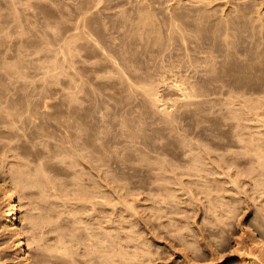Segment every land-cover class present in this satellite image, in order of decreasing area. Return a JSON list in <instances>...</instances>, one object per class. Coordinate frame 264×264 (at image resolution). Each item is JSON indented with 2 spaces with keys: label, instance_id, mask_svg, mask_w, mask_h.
<instances>
[{
  "label": "bare ground",
  "instance_id": "1",
  "mask_svg": "<svg viewBox=\"0 0 264 264\" xmlns=\"http://www.w3.org/2000/svg\"><path fill=\"white\" fill-rule=\"evenodd\" d=\"M89 1H91V0H89ZM169 1L170 0H168L167 3H169ZM178 1H181V0L176 1L177 6L174 4V2H173V4L175 5L176 9L178 6H180V7H178L179 9L177 11H176L175 7L173 10L170 9L173 11L174 14L171 11H169L170 14L172 13L173 15L167 14V16H168L167 18H169V19L164 18V19H166L165 22L167 20H170V21L166 22L168 24L169 28L167 27V25H165L166 24L165 23L164 24L165 26H163V29L158 27V29H159L158 30L157 29L158 25L156 26V25H153V23H152V21L154 19L156 20V16L154 19H151L150 18L151 16L149 18H147L150 14L146 15L143 12V15H146L147 16L146 18L148 19V20L143 19L144 22L141 24V26L144 24L143 28L141 29L140 25H136V23L137 24H140V23L135 21L136 23L133 22L136 25V26H134V28L137 26H138L137 28H139V26H140L139 31H137V29H135L136 31L132 30V33H131L130 29H128V31H127V35H130V33L132 34V35H130V37L134 35L133 36L135 38V39L133 38L134 41L132 39H130L129 36L127 37L126 32H125L124 35H126L127 39L129 38V40L126 42L124 40H122V41H124V43H127L128 45H130V46H128L127 44H125L126 47L128 46L131 48L132 44H133V47L135 46L136 53H134L135 51L133 53H131V51L129 50V52L131 53V54H129L128 49H130V48H128V47L124 48L125 47L124 44L123 45L120 44L121 48H119V49H122L123 46H124L123 48L125 50L127 49V51H125V50H124V52L122 50L121 51L123 54L125 53L124 54L125 57L127 55L131 56V59L129 58V61L131 60L132 64H130V62L127 61L128 57H126L127 60L124 61L125 60L124 59L125 57H123L124 55L121 54L120 50H119L120 53L117 50V53H119V54H116V53L115 54H116V56L117 55L120 56V58L117 56L119 58L117 60L118 61L117 63L122 64L123 66H124V64L125 65L127 64L123 68H122V65L121 66L119 65L121 68L120 69L118 67V64L116 63V61L111 59L110 56L112 54L111 55L108 54L109 56L104 57V55L106 56L107 53L104 51V49L99 50L101 47V45H100L101 43L98 44V50H99V52L101 51V53H102L101 56L103 57V59H101L102 57L96 58V56L98 57V54H97L98 51H96L97 52V53L95 52L96 53V56H95L96 59L93 57L94 61H90V62H93V64L95 66L97 65L99 67V65L97 64L99 62H97V61H99L101 59L100 63L102 61L103 66L105 68L108 69V67L112 66L116 70L119 69L117 71L119 73H114V69L112 68L113 69L112 70L110 67L109 70L110 69L111 70L110 71L107 70V72H110V73H108V75L106 74L105 68H104L105 71H104V69L101 70L102 68H100V70L102 72V74H101L99 72L100 70L97 68L95 69V66L92 65V68L94 67V69L97 70V71H94V72H96V73H94V77H96L95 74L100 73V74H97L98 79H96L92 76L93 72L90 75V73H91L90 72L91 71L90 65L92 63H90L89 61H87L88 62L87 63L85 61V64L89 65V66L88 65H86V66H88L87 69H90V71L88 74L86 73L85 76H83V77H86V75L88 77L92 76V77H90V79L91 80L94 79L98 83L100 80L101 81L100 84L102 87L104 86L103 83L106 84V82L107 83L110 82V81H106V80H109L108 78L111 77V73H114V76H115V74L118 76L120 74V70H121V73L123 74V70H125V68H126V72H128V73H126L127 77H125L126 76V75H124L125 73L123 75H119L118 77L115 76L116 78L119 79V81L118 80L117 81L119 82L120 86L116 82L115 83L118 87H122L121 85L125 84L126 88H125V86H123V87L126 90H124L122 88L123 91L127 92L129 90L128 92H130V90H131V94H132V90L134 88H135V90L139 89L138 91L141 92L139 95V97L141 98V102H139V103L142 106L143 111L145 109H147V107H145V106H148V105H150L149 108H151V109L154 108L155 110H158V108L163 105L164 102L163 103L161 102L162 104L160 106V101L163 97L162 98L160 97L162 91L158 92V91H160V90H158V87L163 88V86L161 87V84L164 85L165 83H167V81H165V80H167V79L169 80V78L172 77L173 75H176L175 76L176 78L174 77V79L178 78L177 74H179V73L181 74L180 71L178 73V70L182 69V66L184 65V64L182 65V63H184L183 60H186L185 65H187V60L188 61L191 60L193 62V64H190L191 61L188 62L189 65H187V66L184 65L185 67L183 66L184 67L183 69L187 68L189 71V70H191V68L189 69V66L191 67L192 65H196L195 70L199 67V69L201 68L203 73L205 72L203 74V76H206V77L205 78L202 77L203 79L201 78L202 79L201 81L202 82L206 81L207 83H209L208 84L209 86L207 88L205 86H203L201 81H198V80H196V82H194V80L192 81V79H195L194 77L196 76L194 73H193L194 75H192V72L190 74L189 72H184V70H181V71H183V73L185 75V77H184V75L183 76L181 75V82L180 83H182V84L178 85L180 83H178L177 81H179L180 78H178L179 80H176L174 82L178 83V84L176 83L178 88L175 90H178L177 92H180L182 97L180 96L181 98L179 100H177L178 99L177 97L179 96L177 94L178 96L176 95V98H175L176 100L175 99L171 100L172 101L171 104H174L173 105L174 108L176 106L179 109H183V111L187 110L186 112H188V110H191L193 113L194 122L196 124L202 126V127L208 128L211 131L210 136H204V135L202 136V134H198V133H194V132H193V134L190 135L189 133L182 132V130L178 131V129H177V131H174L175 128H173V127H174V123H176L174 121H178L177 119L179 117L178 118L175 117L176 115L173 114L174 112L173 113L169 112L167 109H170V108H166L167 105L166 106L164 105L165 107L162 106L164 108V110H166V111H163L162 110L163 108H160L161 109L160 111H162L161 112L162 114L159 111H157L155 114L154 109H153L154 110L153 111V110H150L148 108L149 113L151 111H153V113L151 112L152 113V115H151V113L147 114L146 110L144 112L143 111L141 112V110H140L141 108L139 109V107H137L136 103L132 104L133 103L132 99H130V102H132V103L128 102L129 101L128 99L132 98L133 97L132 95H135V94H132V95L129 94L128 95L129 98L126 96L128 98L127 99L126 97H124L127 93L126 92H125V94H124V92L121 93V90H122L121 88L116 87V89L117 88L119 89L118 90L119 92H117V90L115 89V90H113V93H112L111 90H110V92H108L109 88H107L108 85H106V87H103V89L107 88L108 89L107 92H106V90H103L102 87L100 88L101 89L100 91H102V94H100V91L97 89L96 92H99V93L95 92L96 95L100 94L103 96L106 93V96L104 95L105 98L108 96L107 94H110V95L112 94L113 96L117 94L118 97L116 96V97H114V99L117 98L116 100L121 101L120 102L121 104H122V100H123V102H124V100H128V101H126L128 103H126V104L123 103V106L125 104L126 109H127L126 111H124L125 113L126 112L131 113V111L134 110V108H135L137 110V112L133 111L134 114L135 113L137 114L138 112H140V115L143 117L145 115V114L143 115V113H146L149 116L151 115L150 118H149V116L145 115V117H147L149 119H152L151 118L152 116H156L158 112H159V115H161L162 117L165 116L164 117L165 119H163L161 116L158 115V119H159V117H161L164 120V121L162 120L164 122L163 123L160 121L161 119H159V121L161 122L159 124L162 128H160L158 126L160 128L159 129L156 126L158 121H156L157 122L156 124L154 122L156 128H158L159 130L156 133L155 137L153 138V141H150V143H148V145L150 144V147H148V145H147V147L143 146L145 144L144 141H142L143 144H142V142L140 144L135 143L136 137L139 138L138 135H140V133L143 129V128L141 130L139 128L137 129L135 126L137 125L140 128L143 127L140 123H142L144 121H143L142 117L140 119L139 118L140 116L139 117H138V115L134 116L133 113H131L130 114L131 117H129V118L132 119L133 116H134L133 118L138 117V118H136V120L138 119V122L139 121L140 122L138 124V122L137 123L135 122L136 120L135 121L133 120V122L136 123L135 126L132 125L135 130H132V131H131V129L128 130L129 126L127 124L128 123L131 124V122H128V120H127V117H128L127 115H129V114H126L125 116L123 115L124 114L123 110L125 109V107H123L122 105L121 106H122V113L123 114L121 113V116L122 115L124 116V117L122 116L124 118V120L126 117V121H125L126 123L124 122V120L122 118L123 124L118 125V123H120V122L122 123V120L120 121L121 116H119L114 111L116 108L114 110L112 109L113 107H116V105L112 106V105H114V104H112L111 105L112 107L109 105L110 104L109 101L111 102L112 101L111 98H113L112 95H111L112 97L110 95L107 97V99H109L107 102L104 101L105 98L102 96H99L101 98L96 96V97H98L97 99H101V100H97V99L96 100L98 102L97 103L98 106H101L102 108L104 107V109H105V107L107 108V109H105L106 110L105 111L104 109H102L100 107L103 110V112L104 111L107 112V115L109 114V116H110L111 113L115 112L114 114L117 115L118 120H115L117 118L114 114H111L112 118H110L111 117L110 116L109 117L110 119H107V120H109L111 122V120H113V117H114L112 124L117 123L116 121H120L117 123V125L111 124V126H110L109 121H104V120H106V119H103L105 117L106 113L105 112H104L105 114H102L100 112H99L100 114L97 113V111H95V108H94L96 106L95 102H94L95 106L93 103V108L91 107V109H87L88 111H86V108L87 107L90 108V106L92 105V104L89 105L90 103H88V102H90L92 100L90 97L94 91L93 92L91 91V93H90L89 90H86V88H88V87L80 88L81 87L80 85L84 84L87 80L84 82L85 78L83 79L82 75H84L83 73L86 71L82 72V75H81V70H80L79 65H80V63H84L83 60H85V59L90 60L89 57H92V56L88 55L89 56L88 58H85L82 56L84 58L83 59V58L79 57L80 54L78 52H79V49H80V51H82V49H83V51L86 50L87 46H88V48L94 47L93 50L95 51V47L97 46V44L94 43V46H93L91 44L92 42L90 43V41L94 40V39H91L92 37L88 38L89 36H91V34H89V35L87 34L88 35L87 38L89 40L84 35L85 32L88 33L87 32L88 30H89V33L90 32L92 33V31H90L91 29H89V28H91V26H90L91 24H89V25L87 24L88 25L87 27H89L88 30L82 26L81 30H83V28H84V30L86 29L85 32H84V30L82 31V32H84L82 34L79 33L80 31L78 32V30H80V29H78V28H77L78 30L75 29L74 26L77 25V24H75L73 26L74 28H72V29L76 30L77 31L76 33L77 34L79 33V35H77L71 29L73 31V34H72L71 30H70L71 35L67 34V35H69V42H68L69 45L67 42H64V44L67 43V45H68V46L65 45L67 49L65 48V46H64V48L61 47V48H63V50L66 49V51H68L72 55V57H71V55H69L72 58L71 59L69 57V60L71 59L70 61H72V63L70 62V64H72V66L75 63L77 64V67H78L80 73L78 74V71H77L78 69L74 70V72L77 71V72H75V74L78 75L77 79L79 78V75H81V79L83 82V83L79 84L81 79L79 78L80 81H78L73 76L74 72H71L73 74H71V73H70L71 75L66 74V76L67 75L71 76V78L69 77L71 81H68L69 83L72 82V84H70V86L72 85L71 87L75 88V86H76L75 83H76V81H78L79 85L78 84L77 85L80 87H78V86H77L78 88L76 87L77 88L76 93L79 94L81 91H84V90H86L87 93H88V91L90 93L89 94L90 97L87 95L90 98V100L88 97H86V98H88L89 101L85 98L87 100L88 104L83 102L84 105L85 104H87V105H85L86 107L84 106L85 109H83V107H82V111H81L80 106H81L82 101L85 99L79 98L80 95L78 96L77 94H75L76 90L73 91L74 88L72 90V92L74 94L72 92L68 93V94H70L69 95L70 97L68 98V100L66 98L67 95L64 96L65 99H63V102H62V98H60L61 100H59V98H58V100H57L58 102H55V100H53L54 93H52V92L54 90H52V89L54 88L55 83L58 80V79H56V81L54 82L55 77L57 74L60 75L61 72H63L61 74L65 75L64 70L66 69L65 71H68L69 68H71V65H69V62H68L69 60L67 59L68 60L67 61L65 59V61L68 63V64L66 63L67 67L65 68V66L63 65V71L57 73L56 72L57 70L58 71L62 70V68H60V69L58 68V67H60V64L57 61L60 58H58V60L56 58H55V60H53L54 54H57V53H55V52L53 53L50 50H45L46 51L45 52L42 49L41 50L36 49L37 50L36 51L35 48H39L42 45L40 44V46L36 47L35 45H36V43L38 44V42L34 41L35 42V44H34L33 40H32L33 43H31L30 46L32 48L31 49L32 52L34 53V51H35V54L30 52L29 51L30 49H28L27 47H26L27 51L24 50V46L25 45L27 46V44H25V42H24L25 45L21 42L24 45L23 50L20 48V45H22V44H19V48L21 49L20 51H19V48H18V51L16 50V52H14L15 50L12 49V53L6 54L5 50L7 47H10V46H7L5 44H8L9 41L5 38H4V40H7V42L4 41L2 38L3 37L2 35L6 30H7L8 34H10L9 32H11V31H10V27H9V31L6 28L3 32L2 27L5 25V23L2 22V24H4V25H2L0 23L2 26V27L0 26V28H1L0 32L2 31L1 32L2 35L0 33V36H2L0 38V42H1L0 45L2 44V41L5 42V44H4L5 48H4V46H3V48L1 47L3 50L5 49L3 51L5 55L1 54L3 52L0 53V84L3 86V87L2 86H0V87L5 88V89H0V148H1L0 153H2V155L0 154V241H1L0 243H2V245L3 244L6 245V243L9 244L8 248L6 246L4 247L5 248L4 253H0V264H12V263L13 264H264V0H261V1L259 0V3H258V0H256L258 3L257 6L259 7V9H257V10L255 9V6H256L255 0H225V1L222 0L223 1L222 4H220V5L218 4L219 8H221L223 5V7L221 9H217L218 8L217 3H216V5L213 4L214 5L213 7H215V8L211 7L212 3L217 2L214 0H186V1H181L182 3L183 2L185 3V4H183V7L181 4H179L180 2H178ZM2 2H4V1L2 0ZM15 2L17 3V1H15ZM92 2H93V0L90 3H92ZM155 2H158V0H155ZM163 2H164V0H163ZM170 2H172V1H170ZM177 2H178V4H177ZM0 3H1V1H0ZM8 3H10V1ZM13 3L14 2H12V4ZM136 3H137V0H136ZM88 4H86L87 7H88ZM138 4H137V6H138ZM142 4L143 3H141V5ZM187 4H189V6ZM6 5H5V8L7 9ZM147 5H145V6H147ZM152 5H155L156 7L158 6L155 3ZM164 5H165V2H164ZM185 5H187V6H185ZM259 5L261 6V8ZM8 6H9V4H8ZM14 6H16V5H14ZM42 6L44 7V5H42ZM140 6H139V8H140ZM257 6H256V8H257ZM9 7H11V6H9ZM84 7H86V6H84ZM151 7H153V6H151ZM190 7H192V8H190ZM0 8H1V6H0ZM2 8H1V10H3ZM141 8H143V7H141ZM186 8H189V9H187V11H186ZM46 9H47V6H46ZM149 9L150 8H148V10ZM158 9L162 10V8H158ZM158 9H156V10H158ZM1 10H0V13H1L0 14V20L3 21L6 18L8 11L3 10L5 12H7L5 15V13L1 12ZM54 10H55L54 13H56L57 10L56 9H54ZM82 10H85V9L82 8ZM131 10H132V8H131ZM151 10H152V8H151ZM96 11H98V10H96ZM175 11H176V13H175ZM12 12L13 11H11L9 13L13 14ZM41 12H43V11H41ZM50 12H51V10H50ZM141 12H142V10H141ZM146 12H147V10L145 11V13ZM149 12H147V13H149ZM162 12H164V11L162 10L161 13ZM167 12H168V10H167ZM254 12H255V14H254ZM90 13H92V11ZM121 13H122L121 15L126 14V12L124 13V11H121ZM151 13H152V11H151ZM155 13L158 14L157 11H155ZM155 13H154V15H156ZM217 13H219L220 15H218ZM3 14L5 15V18L3 17V20H2L1 17L4 16ZM35 14L37 16L38 13H35ZM35 14L33 17H35ZM41 14L43 15V13H41ZM46 14L47 13L45 12V19L47 16H49L50 13L48 15H46ZM100 14H104V13L101 12ZM130 15H131V13H130ZM143 15H141V16L139 15V16L142 18ZM154 15H153V17H154ZM11 16L13 17V15H11ZM52 16L53 15H51L50 18H52ZM90 16H97V13L95 15V12H94V14L90 15ZM104 16H105V14H104ZM104 16H102V17H104ZM165 16H166V14H165ZM169 16L170 17L172 16L173 18L170 19ZM102 17H100V18H102ZM105 17H107V16H105ZM137 17H138V15H137ZM160 17L163 18L162 15ZM160 17H157V18H159V21H160ZM47 18L49 20L54 19V18L50 19L49 17H47ZM83 18H81V19H83ZM92 18L93 17H91V19ZM123 18L124 17H122V20L124 22L125 18L124 19ZM129 18H131V17H129ZM141 18H139V20ZM9 19H10V21L12 20L11 17ZM87 19H86V21H87ZM114 19L115 18H113V20ZM134 19H135V17H134ZM31 20H33V19H31ZM93 20L94 19H92V21ZM113 20H112V22H114ZM163 20H161V21L163 22ZM18 21H19V19H18ZM80 21H82V20H80ZM88 21H89V19H88ZM103 21H105V22L109 21L111 23L110 20H107V21L103 20ZM131 21H132V18H131ZM16 22H15V24H16ZM31 22H30V24H31ZM48 22H50V21H48ZM84 22H85V19H84ZM89 22L91 23V21H89ZM105 22H103V23H105ZM109 22H108V25H109ZM119 22H120V20H119ZM123 22H121V23L123 24ZM52 23H51V27L54 25ZM56 23H58V22H56ZM62 23L64 24L65 22H62ZM72 23L74 24V22H71V24ZM77 23H79V22L77 21ZM124 23H126V22H124ZM155 23L156 22H154V24ZM157 23H159V22H157ZM18 24H16V25H18ZM81 24H83V23H81ZM117 24H118V21H117ZM7 25L8 24H6V26ZM16 25L14 26L13 29H15ZM57 25H59V23ZM65 25H66V23H65ZM65 25H64V28H66ZM67 25H68V23H67ZM72 25H71V27H72ZM92 25H95V24L93 23ZM118 25H120V24H118ZM130 25H128V26H130ZM146 25H149L150 29H148L147 28L148 26L146 27ZM10 26H11V24H10ZM19 26H20V24H19ZM61 26H62V24H61ZM84 26H86L85 23H84ZM97 26H98V24H97ZM111 26L113 27V25H111ZM111 26H110V28H111ZM121 26L122 25H120V27L119 26L118 27L121 29L122 28ZM12 27H11V29H12ZM31 27L32 26H30L28 28L30 29ZM58 27H60V26H58ZM96 27H93L92 30H95ZM114 27H115V29H117L115 26V23H114ZM166 27L168 28L167 31L169 32V34H168V32L166 33V31H165ZM49 28H50V25H49ZM64 28L60 27L61 30ZM99 28H100V26H99ZM132 28H133V26H132ZM122 29H124V28H122ZM125 29L127 30V28H125ZM125 29H124V31H125ZM146 29L148 30V32L150 30H152V31H150L151 32L150 34L154 33V34L160 35L158 37H162V34L166 33V34H164V37H162L160 39H158V37L155 38L156 37L155 35H154L155 37L153 36V39H152L153 43L152 44L153 45L156 44V46H152V45L151 46L153 47L152 50H154V51L157 49V46L158 47L160 46L161 51H162L163 47L165 48L166 43L168 44L169 41H171L169 43L170 45H172L174 41L175 42L178 41L177 43H180V44L174 43L175 45L173 44L172 47L167 45L166 48H168L167 51L169 50L168 53L165 50L163 51L164 53L166 52L169 55V58L166 57V59L168 58L169 61H170L169 52H171L170 50H176V49H173V48L177 47L176 45H179L180 47L182 46L181 48H179V47L177 48V50L178 49L180 50L179 53L183 52V51H181L183 46H184V48L186 47V50H188V52L185 50L186 53H184L185 52L184 51L183 54L180 55V56H183L182 58L178 57L179 53L177 51L176 52L173 51L176 54L175 57L179 58V62H177L178 64L176 63L177 64L176 67L174 66L175 63L173 64L174 58H172L170 61L171 62L170 65L172 67L170 65H168V63H167L168 60L165 62L168 66V67L166 66V69H168L169 67H170L169 68L170 70L172 68H174V69L177 68V69H175L176 71L175 70L172 71L173 70L172 69L170 71V73H169V70L167 72V70L164 69V71L166 70V72L170 74V76L164 75V76H167V78H165V77L161 78L163 73H166V72L155 71V68H156V70L160 69V71H161V68L163 70V68H165V67H163V65L165 63L163 65H161L160 68H159L158 64H156V67L154 64V70H153V67H151L152 65L150 63H148V59L150 57L148 59H146L148 64L144 63L146 61L143 62V60H142V62H143L142 64L144 65V67H146L145 70L147 72L151 68L150 73H148V74H151L148 78L149 81H151L150 77L153 79L154 77L157 78L159 76L160 78L158 77L156 80L154 78L155 82L156 81L159 82L161 79L165 78V79L161 80L164 83L161 82L160 84L159 83L154 84L155 82L153 80H152V82L147 81V79L144 80L145 77L147 76V73L145 72L146 74L144 76L142 66H141L142 65L141 62H140V64H141L140 67H139V63L136 62V64L138 65L139 68L135 67L136 64H135V62H133L135 59L137 61H139L140 57L142 58V55H144L145 53L149 54V56H151V57L154 56V54L149 53L151 51V49H150L151 47L148 46V44L150 45V43L146 41L147 46L150 47V48H147V50H150L149 52L145 49L147 46L145 47L144 44H142L144 42L143 40H145L144 35L146 33H147L146 35H148L149 38L152 37V35L148 34V32L145 33V31H147ZM243 29H244V31H243ZM21 30H22V28H21ZM53 30H55V29H53ZM58 30H59V28H58ZM66 30H68V29H66ZM102 30L99 29V31L95 30L93 32H97L96 34H98V32H100ZM105 30H106V32L108 31L107 29H105ZM111 30H112V28H111ZM129 30H130V33L128 34ZM162 30H164L163 33L161 32ZM241 30H242L243 34L241 33ZM12 31H14V30H12ZM15 31H17V27H16ZM20 31H17V32L20 33ZM32 31H34V30H32ZM44 31H45V29H44ZM114 31L115 32L119 31V33H121L120 30H118V31L114 30ZM238 31L241 34L237 33ZM28 32H26V34ZM35 32H36V34H37V32L39 33V31H35ZM45 32L47 33V31H45ZM59 32H60V30H59ZM64 32L62 31L61 33L63 34ZM103 32L106 33L105 31H103ZM115 32H114V34H115ZM122 32H123V30H122ZM21 33H23V31H21ZM57 33L58 32H56L55 35H57ZM61 33H60L59 38L62 39L63 35L61 37ZM133 33H135V34H133ZM6 34L7 33H5V35ZM31 34L32 33H30L29 36H31ZM48 34H49V32H48ZM74 34H75V36H73ZM100 34H103V33H100ZM100 34H99V37H101ZM167 34H168V36H167ZM12 35H13V32H12ZM19 35H21V34H19ZM82 35H84L85 37ZM112 35L113 34H111V36ZM115 35H117V34H115ZM115 35H113V36H115ZM124 35H122V37ZM9 36H11V35H9ZM15 36H13V37L15 38ZM27 36H25V37H27ZM49 36H51V34H49ZM71 36H72V39L70 38ZM95 36H93V38H96ZM104 36H106V34H104L103 37ZM107 36H110V35H107ZM148 36H146L147 40L151 41L148 38ZM165 36H167V37H165ZM32 37H33V35H32ZM57 37H58V35H57ZM118 37H121V36H118ZM122 37L120 38V40L122 39ZM8 38H11V37H8ZM40 38H41V36H40ZM53 38H51V39L56 40L55 38L54 39ZM59 38H57V39H59ZM79 38H82V39L78 41ZM83 38L86 40L84 41ZM105 38H107V37H105ZM37 39H38V37H37ZM114 39H111V41L112 40L114 41ZM161 39H162V41H161ZM165 39H166V42H165ZM27 40L28 39L26 38V43L31 42V41L27 42ZM42 40H43V38H42ZM66 40H68V38ZM70 40H71V43H70ZM97 40L95 39V41H97ZM100 40H101V38H100ZM130 40H132V41H130ZM163 40H164V42H163ZM12 41H14V40L12 39ZM17 41H19V40H17ZM49 41H51V40H49ZM57 41H55V43ZM63 41H65V40H63ZM122 41H119V42L121 43ZM139 41L140 42L143 41V42L140 43ZM158 41H160V42H158ZM14 42L12 43L13 45L15 44ZM19 42H17V43H19ZM44 42H46V41H44ZM53 42L54 41H51V43H53ZM76 42H79V43L76 45ZM119 42H116V43H119ZM135 42H138L139 45L137 44V46H136ZM146 42H144V43L146 44ZM49 43L50 42L47 43L48 46H49ZM114 43H115V41H114ZM129 43H132V44H129ZM33 44L35 47H32ZM140 44H142V46H144V48H141L142 46ZM181 44H183V45H181ZM114 45L115 44H113L112 46H114ZM116 45L119 46V44H116ZM211 45L214 47H211ZM51 46L53 49L52 44H51ZM13 47H11V48H13ZM104 47H107V45L106 46L104 45ZM136 47H138L139 49L140 48L145 49V51L144 50L142 51L141 49L139 50ZM33 48H34V50H33ZM45 48H47V47L45 46L44 49ZM54 48H55V46H54ZM110 48H111L110 52H115L114 50L112 51V49L115 47L112 48L110 46ZM116 48L118 49V47H116ZM184 48L182 50H184ZM7 49H10V48H7ZM15 49H17V47ZM47 49H50V48H47ZM57 49H58V46H57ZM89 49H87V50H89ZM96 49H97V47H96ZM63 50H60V52H58L59 51V49H58L57 52L61 54ZM133 50H134V48L132 49V51ZM138 50H139V52H138ZM157 50L159 53L160 48ZM8 51L11 52V50H8ZM8 51H6V52H8ZM40 52H42L43 54L48 52L47 54L51 55V56L48 59L49 56L47 57L46 55H42V53L40 54ZM49 52H52V54H50ZM85 52H84V54H86ZM90 52H92V51H89V53ZM103 52H105V53H103ZM140 52L144 53V54L141 55ZM92 53H94V52H92ZM137 53L138 54L140 53V54L137 55ZM152 53H154V52L152 51ZM174 53L171 54L172 57H173ZM76 54H79V56L78 55L76 56ZM190 54H193V57ZM219 54L221 55L220 57L224 56V58H222L220 60V58L218 56ZM222 54H223V56H222ZM113 55H112V58L115 59L116 56H113ZM121 55H123V56H121ZM132 55H133V57L136 55L135 59L134 58L132 59ZM156 55L158 56L157 51L155 52V57H157ZM159 55H160V53H159ZM52 56H53V59L51 58ZM65 56L66 57L68 56L67 53ZM84 56H86V55H84ZM137 56H140V57H137ZM77 57H79L78 62L80 61V58H81V60L83 59L82 62H79V63H77V61L75 62L74 58H77ZM108 57H110V58H108ZM122 57L124 60H121ZM146 57H147V55H146ZM155 57H152L153 61L151 60V58L149 60L154 62ZM164 57L161 56L162 61H163ZM157 58H159V56ZM157 58L155 61H157ZM190 58H192V59H190ZM97 59H99V60H97ZM161 59L159 60L160 61L159 64L162 62ZM119 60H120V62L124 61L125 63L124 62L119 63ZM65 61H64V64H65ZM95 61L97 62L96 64H95ZM114 62H115V64H114ZM126 62H128V63H126ZM157 63H158V61H157ZM180 63L182 66L180 65ZM56 64L58 65L57 67H56ZM76 64L74 66H76ZM128 64L129 65L134 64V66L133 67L129 66L130 67V69H129ZM61 65H62V63H61ZM115 65H117V67H115ZM149 65H151V66L147 70ZM178 65H179V67H178ZM74 66L72 69L76 68ZM81 67H84L83 64H81ZM100 67H101V65H100ZM144 67H143V69H144ZM137 69H141L142 73L139 74V72H141V71L139 70V72H138ZM152 70L154 72H157L156 73L157 76L153 75V73H151ZM201 70H200V72H197L198 75L202 73ZM103 71H104V73H103ZM132 71L137 72L134 74L135 77L134 76L129 77V75H131ZM185 71H187V70L185 69ZM55 72L57 73L56 75H55ZM129 72H130V74H129ZM171 72H173L172 75H171ZM193 72H196V71L193 70ZM185 73L192 75L194 77L191 79V78H189V75L186 76ZM142 74H143V76H142ZM58 75L56 78H58ZM72 76H73V78H72ZM114 76L112 75L110 80ZM152 76H154V77H152ZM201 76H202V74H201ZM106 77H107V79H106ZM143 77H144V79H143ZM200 77L198 79H200ZM126 78H127V80H126ZM138 78L139 79L142 78L144 81H142V79L139 80ZM172 78H171V81L173 82L174 79L172 80ZM86 79H87V77H86ZM59 80H61V79H59ZM91 80L89 81V78H88V82H89L88 84H90V82H93L94 85L93 84L92 85L95 88L91 84L90 85H91V89L94 88V90H95L96 87H99V86L95 85L98 83L94 82L93 80L91 81ZM112 80H115V79H112ZM112 80L109 83L110 84L109 87L111 86L112 82H114ZM39 81H40V83H39ZM73 81H75V82H73ZM127 81H128V83H130L131 86L127 83ZM134 81L137 83V84L135 83L136 86L137 85H139V86L135 87L134 86L135 84L133 83ZM146 81H147V83H146ZM5 82H7V83H5ZM172 82L168 81V83H172ZM53 83H54V85H53ZM4 84H7V85L4 87ZM66 84L67 83H65V86H66ZM74 84H75V86H74ZM88 84L86 86H88ZM114 84H112V85H114ZM140 84H142V85H140ZM172 84L176 85L175 83H172ZM172 84H170L169 87L172 86ZM8 85L15 87L14 91L15 92L17 91V96H16L15 92H14L15 95H13V93H12L10 96H14V98L18 102H19V100H17V99H20V105L21 106H19V103H17L14 98L8 97L9 95H7V92L9 91V87H10V86L7 87ZM52 85H53V88H52ZM67 85H68V89H69L70 88L69 84H67ZM165 85H166L165 88L168 89V91H169L170 88H167L168 87L167 84H165ZM60 86H61V83H60ZM229 86H230V88H229ZM231 86L233 88H231ZM16 87L20 88V89L16 90ZM127 87H128V90H127ZM223 87H225V88H223ZM64 88H63V90H64ZM112 88H114V87H112ZM174 88H176V87H174ZM6 89H7V92L3 91ZM21 89L24 91V94H23V91ZM27 89H31V90H27ZM58 89H60V88H58ZM58 89H55V91L56 90L58 91ZM70 89H72V88H70ZM80 89H81V91H80ZM82 89H84V90H82ZM227 89H231L232 91H233V89H235V91H240V94L242 93L244 95V98H245V95H247V94H248V96L250 95L249 101H250V99H252V102L250 103L249 101L248 102L245 101L246 103H244V100L247 99V96H246V99L243 98V100L241 101L244 104L242 105V107H239V104H236V102H237L236 97H238V98H239V96L243 97V96H241L242 94L238 95V93H237V95H235L234 94L235 91H234V93H232V94H234L236 97L231 95V98H230L229 96H230V93L232 91L228 90L230 92L229 93L227 91ZM20 90L22 93L19 92ZM103 91H104V93H103ZM3 92L6 93V97H8L7 99H5L6 97H5ZM11 92H13V89ZM115 92H116V94H115ZM137 92L133 91V93L137 94L135 96H138L139 92L138 93ZM226 92L228 93V95L226 94ZM10 93H8V94H10ZM20 93H21L20 96H22V94H23L24 97L19 98L20 96L18 97V94H20ZM58 93H60V92H58ZM118 93H119V95H118ZM158 93H160V94H158ZM222 93H224V95L226 94V100L224 102H223V100H221L220 107H221V104L224 103L222 105H223V107L226 106L227 108L226 107L225 108L227 110L225 108H223V109L219 108V110L217 109L215 114H214V111H213V113H211L214 105H211L210 103L213 102V104H214V102H216V104H217V100L221 96L224 97V95ZM82 94H84V93L82 92ZM120 94H121V96H120ZM141 94H142V96H141ZM3 95H4V97H3ZM209 95L211 97H212V95L213 96L217 95L218 99H216V98L213 99V98L209 97ZM85 96H86V94H85ZM217 96H215V97H217ZM252 96H254V97H252ZM56 97H57V95H56ZM73 97L75 98V100ZM94 97H95V95H94ZM109 97H111V98H109ZM119 97L120 98L123 97V99L121 100ZM139 97L137 99L140 101ZM223 97H221V98H223ZM78 98L81 99V101ZM102 98H104V99L102 100ZM11 99H14V100L11 101ZM21 99H23V100L21 101ZM77 99L79 101H77ZM114 99L112 102L117 103L118 104L117 106H119V102H116V100L114 101ZM168 99L169 98H167V100ZM220 99L218 100L219 102H220ZM223 99H225V97ZM240 99H242V98H239V100ZM135 100H134V102H135ZM162 100H164V99H162ZM239 100H238V102H239ZM60 101H61V103H59ZM93 101H95V99H93L92 102ZM143 101H145V102L142 103ZM168 101L170 102V99ZM241 102H239L240 106L242 104ZM139 103H138V106H139ZM128 104L129 105L131 104L134 106L133 109H132V106H130L132 109L131 111H128V110H130L129 109L130 107H127ZM144 104H145V106H143ZM171 104H169L168 107H173V106H171ZM206 104H207V106H206ZM208 104H210V105H208ZM108 105L113 110V112L108 110V108H109ZM98 106H96V107H98ZM216 106H219V104ZM216 106H214V107H216ZM144 107H145V109H144ZM210 107L212 108V110ZM100 108H98V111L100 110ZM179 109H177V110H179ZM90 110H92V112H90ZM207 110H210L211 112L210 111L207 112ZM85 111H86V114H87V112L88 113L90 112L92 114L95 113L94 115H96V116L102 115L103 116L102 119L105 122V124L107 125V127L105 124H103L101 126L104 127V125H105V128L107 130L104 128H103L104 130H102L101 129L102 127L98 126V124H94V125L92 124L95 120H97V119L100 120L101 116L99 117L100 119L93 116L95 118L92 117L94 120L92 123H90L88 120L82 122V120H83L82 117L84 116V114L83 113L81 114V112H85ZM119 111L121 112V109ZM206 113H210L211 115L212 114L213 115L211 116V115L206 114ZM153 114H155V115H153ZM250 114L254 117L255 120L253 118L252 119L255 122V124H253L254 123L253 121L247 122L248 120H251L252 116L250 117ZM88 116H90V115H88ZM119 117H120V119H119ZM83 118H86V115ZM105 118H108V117H105ZM52 119L54 121H52V123H51V121H49V120H52ZM55 120H56V122H55ZM57 120H58V123H57ZM89 120H90V118H89ZM153 120H154V118H153ZM187 120H188V118H187ZM243 120H244V122H243ZM48 121L50 123H47ZM90 121H92V120H90ZM100 121L102 122V120H100ZM114 121H115V123H113ZM147 121H148V119H147ZM149 121L152 122V120H149ZM59 122H60V124H59ZM61 122L63 124L62 126H61ZM96 122H98V121H96ZM104 122H102V123H104ZM106 122H109L108 123L109 125ZM181 122H182V120H181ZM245 122H247V123H245ZM53 123H54L55 129L62 127V129L60 128V135H58L59 133H57L59 130H56L57 132L54 131L55 130L54 127H52L54 130L49 129V128H51L50 124L53 125ZM81 123L82 124L83 123H86V124L89 123V124L87 126H86V124H84L85 126H83ZM124 123L126 124V127H127V128L124 127L125 128L124 132L127 130L129 131V132L128 131L125 132L126 134H123L124 132L122 130L123 125L125 126ZM250 123H252V124H250ZM29 124L37 126V129L30 127L32 129L31 130L32 132H35L37 130L39 131V129L40 130L42 129L43 131L40 132V134L43 133L44 137H45V131H46L48 138H52L51 135H53L52 139H54L56 136H54L53 133L55 132L57 134V137H59V139H60V140H58V138L56 137V139L53 140V142L57 140V142H54V143L52 142V145L55 146L54 147L55 149L58 147L60 149L62 148L61 150L66 151V150H68V147L66 145L69 144L68 146H69L70 151L68 150V151H66V153L71 152V155L69 153V154H67L68 156L66 155L65 157L67 159L70 157L71 159L68 160L70 162H65L66 164H63V160L66 161L67 159L63 158V156H61L62 154L59 155V153H61L62 151H58V149H57L56 150L57 152H55L54 148L52 150V148L50 146L52 140L47 139V136L45 139L43 138V136L42 137L40 136L42 138L41 139L39 136H36L37 132H38L37 131L34 133L36 135L33 134V137H32L31 136L32 133L30 132V130L28 128H26V130L27 129L29 130L27 132L24 128V126H26V127L32 126ZM56 124L58 125V127ZM90 124H92V125H90ZM142 124L144 125V123H142ZM161 124H163V125L165 124V126H162ZM46 125H48L49 127ZM96 125H97V127H100L102 132L103 131H104V133L106 132L105 133L106 136L108 134H110L108 132V130H110L109 129L110 127L117 126V128H118V126H119L120 130H119V128L117 129L116 127H114V128H116V130L120 131V132L117 131V135H116L117 138L116 139H118V137H120V139H121V137H122L121 141L123 140L122 142H124V139L128 138L129 141L127 139H126V141L130 142V140H131V143H130V146H131V145H134V144H132L133 141L131 138L135 137L134 143L137 144L136 145L137 147H134L135 145L133 147L132 146L129 148L127 147L128 148V150H127L126 146H128V145L123 146L122 142H121L120 143L121 145L119 146L118 145L119 143L118 144L116 143V145H118L117 147L120 148L119 151H122V152H121V156L120 155L118 156V154L114 155L113 154L114 152L112 151L113 148L107 147L110 144L109 143L110 139L106 137L107 139H109V140H106V142H105V140H101V138H103L101 136L102 132H99V129L97 127H95ZM139 125H141V126H139ZM180 125H181V123H180ZM36 126H33V127H36ZM88 126H93V127L91 129ZM120 126H122V127H120ZM148 126H149V124H148ZM152 126H151V128H152ZM181 127H180V129H181ZM46 128H47V130L49 129L50 132L53 131L51 133V135H50V132H47ZM154 128L155 127H153L152 132L157 131L156 128L155 129ZM176 128H178L177 125H176ZM20 129H22V131L25 130L23 134H22V131H19ZM63 129H65V130L69 129L68 131L67 130L65 131V132H68V135H70L68 137V135L66 134L67 140H66V135L63 133L64 132ZM87 129H89L88 132H86ZM90 129L91 130H93V129L97 130L98 129V131H96V132H99V136L101 138L98 136V133L95 134L96 133L95 131L89 132V131H91ZM113 129H111V130H113ZM145 129H143V130L145 131ZM17 130H18V133H17ZM61 130L63 131L62 132L63 134H61ZM111 130H110V132H111ZM146 130H148V129H146ZM149 130H151V129H149ZM114 131L115 130H113L112 132H114ZM144 131H142V132H144ZM20 132L23 136L19 135ZM149 132L151 133V131H149ZM26 133L29 134L33 138V140L31 139L32 142H30L31 140H29V137L25 138V139H28L30 143L29 142L26 143V141H28V140L24 141V134H26ZM40 134H38V135H40ZM85 134L87 137L85 136ZM105 134H103V136H105ZM112 134L114 135L115 133H112ZM144 134H147V132H145ZM49 135H50V137H49ZM61 135H63V136H61ZM119 135H122V136H119ZM64 136H65V138H64ZM140 136H143V135H140ZM145 136H147V135H145ZM34 137H37V138H34ZM62 137L64 138V142L67 143L70 140V138L72 139L71 140L72 142L70 141L71 143L65 144L63 142ZM111 137H112L111 140L113 141V144H115V142L113 140V138L115 136H111ZM149 137H151V136H149ZM68 138H69V140H68ZM142 138L144 139L145 137H142ZM36 139L38 141L40 139L41 140L38 143V142H36ZM46 139H47V141H45ZM120 139L116 140V141L118 142V141H120ZM140 139H137V141H139ZM102 141L105 143H109V144L106 146ZM112 141H111L110 145L113 147L115 146L114 149H116L117 147H116V145L112 144ZM126 141H125V144H126ZM205 141H207V143ZM49 142H50V144H49ZM59 142L61 143V145H63V147H61L59 145L60 144ZM40 143H42L43 145H41ZM55 143L57 144V147H56ZM70 144H72V146ZM138 144L139 145L142 144L141 146L144 148V150L139 149L140 146H138ZM87 145H92L91 148L93 150L91 148H88ZM66 147H67V149H66ZM72 147L74 150L73 149L71 150ZM86 147L88 149V150L86 149L88 152H92L91 154H93V151L96 150L97 153L96 152H94V153H96L95 155L99 156V157L96 156L97 159L98 158L100 159V160L98 159L99 161H101L104 157L106 158V155L111 156V157H112V155H114V156H117V157L113 156L116 159V161L120 160V162H123V163H124V161H125V163H128L130 161L129 164L130 163H136L134 165L132 164L133 166L130 165V167H129V170L131 169V167L133 168V171H131L132 172L131 175L130 174L127 175L128 172L126 171L127 173H126L125 177L127 178L129 176L130 181L127 179L125 180V178L123 176V174H125V173L122 174L120 172L123 177H121V176L119 177V176H117V174L115 172L114 173L116 175L113 174L112 172H109L110 168L108 166H110L109 163H112V162H108V161L104 162L105 160L102 161L103 163L99 162V161H95V160H97L95 157H94L95 162L88 161L91 159L93 160V157L92 158L90 157L91 159H89V156H91V155H89L88 153H86V154H88L89 156H87V155L84 156L85 155L84 154L85 149H83V148H86ZM107 148H109L111 150L109 151V150H107ZM119 148H117V149H119ZM121 148H123V149H121ZM145 148L147 149V151H145ZM81 150L83 151L82 152L83 156L85 158L86 157L88 158L87 161L89 164L86 166H91L90 162H92V164L98 162V166H96L97 164L96 165L93 164V165H95L98 168H101V170L103 167L105 168V169L103 168L104 174L102 173V171L100 169L96 168L97 170H99V173L98 172L97 173L99 175H101L103 179L100 176H98V174H97V176L100 177L104 182H102L101 179H100L101 182L99 181V179L95 180L96 178H94V177H96V176H91V174H93V172L92 173L90 172L91 173L90 174L86 169L87 167L83 168L82 164L79 166V162H80L79 160H82L84 158L80 154ZM123 150H124V155L122 154ZM9 151H12V152L14 151V152H13V154L12 153L9 154ZM134 151L138 152V154L136 155ZM56 153L60 157H62L63 159L61 158L62 160L60 159V161H59L60 157H58V155H57V159L55 160L54 157L56 158ZM62 153L64 155L65 152H62ZM110 153H112V155H110ZM116 153H118V151H116ZM53 155H55V156H53ZM73 155L76 157H74ZM72 156L74 158H72ZM79 156H81L82 158L80 157V159L78 160ZM93 156H94V154H93ZM85 158L83 159V162L87 159V158L86 159ZM57 160H58V162H57ZM108 160H109V158H108ZM61 161H62V164H60ZM68 163L71 166H69L67 168V170L70 169V172H72L73 168H74V172L71 174H75V176L71 175L69 173V171H67L68 173H65L66 172V170H65L66 165ZM104 163H107V165ZM58 164H59V166H58ZM86 164H87V162H86ZM99 164H101L103 166L100 167L101 165H99ZM104 165H106L109 169L106 168V166H104ZM112 165L114 166V163ZM61 166L65 167V169H64L65 171L60 170L62 172L64 171L63 175H65V176H66V174L68 176H69V174L71 175V176H69L70 178L68 177V179H69L68 182H67V179L65 178V176H63L62 174L60 175L59 171H57L59 173H58V176H56L57 172H55V171L57 169H60ZM95 166L94 167L91 166V167L94 169ZM115 166H117V165H115ZM122 166H123V164H122ZM80 167L83 168L84 170L86 169L85 173H84L83 169L81 172L82 174H80L78 172V171H81V169L77 170V168H80ZM125 167H126V165H125ZM92 168H91V171H93ZM117 168H120V167H117ZM61 169H63V168H61ZM113 169H114V167H113ZM123 169H124V166H123ZM115 170L116 169H114V171ZM120 171H121V169H120ZM86 173H89V175H88L89 177H87L89 179H87V180L85 179L86 181L90 180V181H88V182H90L89 184H84V182H83L84 177L87 176ZM121 174H119V175H121ZM54 176L58 177V178L60 176L61 177L59 179L58 178L55 179ZM62 177H64L65 180ZM92 177L94 179H91ZM61 178H62V185H63V182L66 181L64 183H66V185L70 186L68 183L69 182L71 183L72 181H74V182H72L73 187L72 186L68 187L65 185L67 190H68V188H70V189L72 188V190H74V191H70L72 193V196L71 195L69 196V192H67V194L65 193L67 191L66 188L64 189L65 186L59 185ZM118 178L120 179V181L118 180ZM121 178H124V183H125V181H127V182L129 181V182L128 183L126 182L127 184L121 185L122 184L121 180H123ZM55 180H57V181H55ZM70 180H72V181H70ZM117 181H119V182H117ZM57 190L58 191L61 190L63 192H61V191L58 192ZM122 190H126V191H122ZM54 193H56L55 194L56 197H59L62 193H65L66 195L63 194V196H61L60 198L62 199L64 197L62 200H64V199L66 200L65 196L66 197L68 196L67 201H69V203L67 202L68 204H62V203H64V201H63L60 203V204H62V206L57 207L59 205V203L56 202V198H53V197H55L53 195ZM52 195H53V197H52ZM71 197H72L71 200H73V201H71L69 199ZM21 199L22 200L24 199V200L22 201ZM26 199H27V201L29 200V202H27ZM34 199L37 202L42 201L43 207H41L42 204H38L39 202L37 203L36 201H33ZM52 199H54V200H52ZM57 201H59V199ZM25 202L27 204L29 203V205H27ZM33 203H35V204L37 203L36 207L34 206ZM32 204L35 208L38 207L37 205L40 206V207H38V209H40V210L38 211L37 214L34 213L35 210H34V207L32 206ZM63 205H65V207ZM61 207H63V208H61ZM59 208H61L62 210L64 208H66L67 210L65 209V211L64 210L62 211ZM20 209H21V214L19 215L18 213H19ZM8 244H7V246H8ZM6 248L7 249L10 248V250H7ZM8 260H10L12 262H8Z\"/></svg>",
  "mask_w": 264,
  "mask_h": 264
},
{
  "label": "rangeland",
  "instance_id": "2",
  "mask_svg": "<svg viewBox=\"0 0 264 264\" xmlns=\"http://www.w3.org/2000/svg\"><path fill=\"white\" fill-rule=\"evenodd\" d=\"M0 1H1V3H0L1 8L4 6L2 9L5 10V9H6V8H5V5L7 4L6 7H7V9H8V10H7V9L5 10V11H8V13H7V12L1 10V8H0L1 12H4L5 15H6V13H7V16L9 15L8 17L6 16V18H7V19H6V18H5V15L3 14L4 16H2L1 19L3 20V17H4L5 19H4L3 21L0 20V23L2 24V22H3V23H5V25L2 24V25H4V26L2 27L1 24H0V26L2 27V31H3V32H4V30H5L6 28H7L8 31H9V27H10V31H11V32H9L10 34H8V32H7V30H6V31L3 33V35H2V33H1L2 31L0 32L1 35L3 36V37L0 36V38L2 37L3 40H4V38H5V39H7V40L9 41L8 44H5V42H4V41L7 42V40L2 41V44H1L2 46L0 45V53L3 52V51L5 50V49H4V50L2 49L3 46H4V48H5V45L10 46V47H7V48H10V49H7V48H6V50H5V53H6V54H8V53H12V49H14V50H15L14 52H16V50L18 51L19 44H22V43L24 44V42H25V44H27V46H26L25 44H24L25 46L22 44V45H20V48L23 50V46H24V50L27 51V48H28V49H30L29 51L32 52V50H31L32 48H31L30 44L33 43L34 41H35V42H38V44L36 43L35 46L38 47V46H40V44H41L42 46H40L39 48H35V50H36V49H37V50H41V49H42L43 51H45V50H50V51H52L53 53H54V52L57 53V54H54V59H53V56L51 57L53 60H55V58H56L57 60H58V58H60L57 62L60 64V67H58V68H59V69L62 68V70L58 71V70L56 69V70H57V71H56L57 73L63 71V65L65 66V68L67 67V65H66L67 62L65 61V59H66V60H67V59L69 60V57H70L69 55H71L68 51H66V49H67L66 46L69 45V43H68V42H69V35H67V34H70V35H71V31L73 30L72 28H74V27H75L76 30L80 29V30H78V32L80 31L79 33L82 34V33H84V32L86 31V29L88 30L89 27H87V26H88L89 24H91V25H90L91 28H89V29H91L90 31H92V33H91V32L89 33V30H88V31H87L88 33L85 32L84 35H85L86 38H87L88 35L91 34V36H89L88 38H91V37H92L91 39H94V40H91L90 43L92 42L91 44H92L93 46H94V43H96V44H97V46H96L97 49H96V47H95V51H94V50H93L94 47H93V48L89 47V48L91 49V50H90V49L88 48V46H87V49H89V50H87V49L85 48L86 50L83 51V49H82V51H83V52H82V51H80V49H79V52H78V53L80 54V56H79V54H76V56L78 55V56L81 57V58H83V57L88 58L89 56H92V57H89L90 60H88V59L83 60V59H84V58H83L82 60H83L84 63H80V65L78 64L79 67H80V70H81V75H82V72L86 71V72L83 73V74H84V75H82V77H83V76H85L86 73L88 74L89 71H90V69H87L89 65H88V64H85V61H86V62H87V61H89V62H90V61H94V58H95L96 53H97L96 51H98V53H97V54H98V57L96 56V58H101V57H102V56H101L102 53H101V51L99 52V50H102V49H104V51L107 53V55H106V56L104 55V57L109 56L108 54H110V55H111V54H112V55L114 54L113 56H116V54H119L121 50L124 52V50H125L124 48H127L128 46H130V45H128L127 43H124V41H125V42L128 41L129 38L133 40V38H134L133 36H134V35L131 36L132 38L130 37V35H132V34H131V33H132V30L134 31L135 29H137V31H139V28H140L141 24L144 22L145 19L148 20L147 18H149L150 16H151V17H150L151 19H154L155 16H156V20H157V21H156L155 19L153 20V21L156 22V23L154 24V22H153L152 20H151V21H152L153 25H156V26L158 25V26H157V29H158V27H160V28L163 29V26H165V25H167V27L169 28V26H168V24H167L166 22H168V21H170V20H167L166 22H165V20H166V19H169V18H167V17H168L167 14H168V15L170 14L169 11H171V12L173 13L172 10L174 9V7H175V5H176V1H177V0H175V1H174V0H170V1H172V2L169 1V3H167L168 0H166V1L164 0L166 6L164 5L163 0H162V1H161V0H158V2H155V0H154V1H153V0H150V1H149V0H137V3H136V0H93L92 3H90L92 0H91V1H89V0H88V1H87V0L85 1V0H84L85 2H84L83 0H15V1H17L18 4H17L14 0H3L4 2H2V0H0ZM9 1H10V3H8ZM11 1L14 2V3L12 4ZM130 1H131V2H130ZM143 1H144V2H143ZM181 1H186V0H181ZM181 1H178V2H180L179 4H181L182 7H183V4H185V3H184V2L182 3ZM214 1H217V2H214ZM214 1H213L214 3L211 4V5H212L211 7H213L214 5H216V3H217V6H218V4L220 5V4H222V2H223L222 0H219V1H218V0H214ZM224 1H225V0H224ZM260 1H261V0H260ZM5 2H6V3H5ZM29 2H30L31 4H30ZM140 2L143 3V4L141 5ZM146 2H147V3H146ZM153 2H154L156 5H158V6H157L158 8H162V10H163L165 13H164V12L161 13V11H162L161 9H158L155 5H152V4H154ZM160 2H161V3H160ZM173 2H174L175 5L173 4ZM178 2H177V4H178ZM220 2H221V3H220ZM88 3H89V4H88ZM97 3H98V4H97ZM138 3H139V4H138ZM255 3H256V6H257L258 3H259V0H258V3H257V1L255 0ZM255 3H254V4H255ZM1 4H2V5H1ZM8 4H9V6H11L13 9H12L11 7H9ZM86 4H88V7H87ZM137 4H138V6H137ZM147 4H148V5H147ZM159 4H160V5H159ZM162 4H163V5H162ZM171 4H172L173 6H172ZM213 4H214V5H213ZM254 4H253V5H254ZM14 5H16V6H14ZM42 5H44V7H43ZM83 5L86 6V7H84ZM90 5H91V6H90ZM98 5H99V6H98ZM135 5H136L137 7H136ZM140 5H141V6H140ZM145 5H147V6H145ZM161 5H162V6H161ZM187 5L189 6V4H187ZM187 5H185V6H187ZM253 5H252V6H253ZM17 6H18V7H17ZM46 6H47V9H46ZM133 6H134V7H133ZM139 6H140V8H141V7H143V8L140 9ZM148 6H149V7H148ZM151 6H153V7H151ZM159 6H160V7H159ZM176 6H177V5H176ZM185 6H184V7H185ZM191 6H192V5H191ZM256 6H255V9H256V10L259 9V7L257 6V8H256ZM259 6H260V5H259ZM48 7H49V8H48ZM50 7H51V8H50ZM90 7H91V8H90ZM147 7L150 8V9L148 10ZM163 7H164V8H163ZM166 7H167V8H166ZM178 7H180V6H178ZM178 7H177V9H176V7H175L176 11L179 9ZM192 7H193V6H192ZM192 7H190V8H192ZM211 7H210V8H211ZM222 7H223V5H222ZM222 7H221V8H222ZM253 7H254V6H253ZM16 8H17V9H16ZM39 8H40V9H39ZM82 8L85 9V10H82ZM86 8H87V9H86ZM98 8H99V9H98ZM131 8H132V10H131ZM135 8H136V9H135ZM137 8H138V9H137ZM151 8H152V10H151ZM213 8H215V7H213ZM221 8H219V6H218L217 9H221ZM260 8H261V6H260ZM42 9H43V10H42ZM54 9L57 10L56 13H54V12H55ZM133 9H134L136 12H135ZM156 9H158L159 11L156 10ZM170 9H172V10H170ZM187 9H189V8H186V11H187ZM10 10L13 11V12H12L13 14L9 13V12H11ZM16 10H17V11H16ZM50 10H51V12H50ZM96 10H98V11H96ZM141 10H142V12H141ZM146 10H147V12H149V11H150V12H149V13H147V12L145 13ZM167 10H168V12H167ZM184 10H185V9H184ZM41 11H43V12H41ZM47 11H48V12H47ZM91 11H92V13H90ZM100 11L103 12V13L105 14V16H107V17H105L104 14H100V13H101ZM121 11H124V13L126 12V14H125V15H121V14L123 13V12L121 13ZM128 11H129V12H128ZM132 11H133V12H132ZM151 11H152V13H151ZM155 11H157L159 15L161 14V15L163 16V18L160 17L161 15L159 16L157 13H155ZM176 11H175V13H176ZM220 11H221V10H220ZM45 12L47 13L46 15H48L49 13H50L51 15H53L52 18H54V19L50 18V17H51L50 14H49V16H47V17H49V18L52 19V20H49L47 17H46V19H45ZM94 12H95V15H96V13H97V16H90V15H93ZM99 12H100V13H99ZM119 12H120V13H119ZM138 12H139V13H138ZM143 12H144V14H146V15H147V14H148V15L150 14V15L147 17L146 15H143ZM159 12H160V13H159ZM33 13H34V14H35V13H38V14H37V16H36V14H35V17H33V16H34ZM41 13H43V15H42ZM116 13H117L118 15H117ZM128 13H129V14H128ZM130 13H131L132 16L130 15ZM154 13H155L156 15H154ZM172 13H171V14H172ZM0 14H1V13H0ZM14 14H15V15H14ZM30 14H31V15H30ZM151 14H152V15H151ZM165 14H166V16H165ZM171 14H170V15H171ZM173 14H174V13H173ZM173 14H172V15H173ZM217 14L220 15L219 13H217ZM254 14H255V12H254ZM11 15H13V17H12ZM28 15H29V16H28ZM88 15H89V16H88ZM98 15H99V16H98ZM116 15H117V16H116ZM120 15H121V16H120ZM129 15H130V16H129ZM137 15H138L139 18H141V17H140L141 15H143L145 18L142 16V18L139 20V18L137 17ZM139 15H140V16H139ZM153 15H154V17H153ZM14 16H15V17H14ZM17 16H18V17H17ZM87 16H88V17H87ZM102 16H104V17H102ZM125 16H126V17H125ZM10 17H11V19H12L11 21H10V19H9ZM36 17H37V18H36ZM58 17H59V18H58ZM83 17H84V18H83ZM91 17H93V18H92V19H94L93 21H92ZM97 17H98V18H97ZM100 17H102V18H100ZM122 17L125 18L124 22H126V23L123 22ZM129 17L132 18V21H131V18H129ZM134 17H135V19H134ZM136 17H137V18H136ZM146 17H147V18H146ZM157 17H160V21L163 20L164 18H166V19H164L163 22L161 21V22L163 23V24H162V23L159 21V18H157ZM169 17H170V16H169ZM16 18H17V19H16ZM78 18H79V19H78ZM81 18H83V19H81ZM87 18L89 19V21H91V23L88 21ZM113 18H115V19L113 20ZM119 18H120V19H119ZM124 18H123V19H124ZM128 18H129V19H128ZM171 18H173V17L171 16L170 19H171ZM18 19H19V21H18ZM31 19H33L34 21L31 20ZM84 19H85V22H84ZM86 19H87V21H86ZM99 19H100V20H99ZM102 19H103V20H106V21H107V20H110L111 23H110L109 21L105 22V21H103ZM111 19H112L114 22H112ZM127 19H128L129 21H128ZM143 19H144V20H143ZM174 19H175V18H174ZM47 20L50 21V22H48ZM80 20H82V21H80ZM98 20H99V21H98ZM119 20H120V22H119ZM138 20H139V21H138ZM142 20H143V21H142ZM9 21H10V22H9ZM14 21H15V22L17 21L16 24L19 23L20 26H19V24L16 25ZM31 21H32V22H31ZM59 21H60V22H59ZM77 21H78L79 23H77ZM95 21H96V22H95ZM97 21H98V22H97ZM102 21L105 22V23H103ZM117 21H118V24L122 25V26H121L122 28H124V29L127 28V30L125 29V31H124V29H122V28L120 29V28H119L120 25L117 24ZM135 21H137V22L140 23V24H137ZM141 21H142V22H141ZM11 22H12V23H11ZM30 22H31L32 25L30 24ZM45 22H46V23H45ZM52 22H53V23H52ZM56 22H58L59 25H57L58 23H56ZM62 22H65L66 25H65V23L63 24ZM71 22H74V24L72 23V24H73V25H72ZM92 22H93L95 25H92V24H93ZM108 22H109V25H108ZM121 22H123V24H122ZM133 22L136 23V25H140L139 28H137L138 26L134 28V26H136V25H135ZM157 22H159V23H157ZM9 23L11 24V26H10ZM51 23L54 24L55 26L53 25V26L51 27ZM60 23L62 24V26H61ZM67 23H68V25H67ZM81 23H83V24H81ZM84 23H85L86 26H84ZM96 23L98 24V26H97ZM99 23H100L101 25H100ZM114 23H115V26H116L117 29H115V27H114ZM165 23H166V24H165ZM6 24H8L9 26H8V25L6 26ZM14 24H15L16 27H17V31H20L21 28H22L21 31H23V33H21V31H20V33H18L17 31H15V30H16V27H15V29H13L14 26H15ZM75 24H77V25L74 26ZM87 24H88V25H87ZM127 24H128V25L131 24V25L128 26ZM133 24H134V25H133ZM164 24H165V25H164ZM13 25H14V26H13ZM49 25H50V28H49ZM64 25H65L66 28H64ZM69 25H70V26H69ZM71 25H72V27H71ZM102 25H103L104 27H103ZM106 25H107V26H106ZM111 25H113V27H112ZM126 25H127V26H126ZM150 25H151V24H150ZM161 25H162V26H161ZM12 26H13V27H12ZM30 26H32V27L29 29L28 27H30ZM33 26H34L35 28H34ZM47 26H48V27H47ZM58 26H60L61 28H64V29L61 30L60 27H58ZM68 26H69V27H68ZM73 26H74V27H73ZM77 26H78V27H77ZM80 26H81V27H80ZM82 26H83L84 28H86L85 30H84V28H83L84 32H82L83 30H81V29H82ZM92 26H93V27H96V26H97V27L95 28L96 31H99V29H101V30H102L103 28H104V29H103L102 31L98 32V34H96L97 32H93V31H95V30H92V29H93ZM99 26H100V28H99ZM110 26H111L112 30H111ZM118 26H119V27H118ZM125 26H126V27H125ZM132 26H133V28H132ZM143 26H144V24L141 26V29L143 28ZM147 26H148V27H147ZM4 27H5V28H4ZM11 27H12V29H11ZM57 27L59 28L60 32H59V30H58ZM70 27H71V28H70ZM107 27H108V28H107ZM129 27H130V28H129ZM146 27H147L148 29H150V28H149V25H146ZM167 27H166V29L164 28L165 31H166V33L168 32V31H167V30H168ZM3 28H4V29H3ZM46 28H47V29L49 28V29H48L49 31H48ZM77 28H78V29H77ZM113 28H114V29H113ZM131 28H132V29H131ZM0 29H1V28H0ZM44 29H45V31H47V33L44 31ZM53 29H55L56 31L53 30ZM66 29H68V30H66ZM71 29H72V30H71ZM105 29L108 30V31H107L108 33L106 32ZM128 29L131 30V33H130V30H129V32H128V34L130 33V35H127V31H128ZM240 29H241V28H240ZM12 30H14V31H12ZM26 30H27V31H26ZM32 30H34V31H32ZM40 30H41V31L43 30L44 32H43V31L41 32ZM65 30H66V31H65ZM70 30H71V31H70ZM76 30H73V31L76 33V32H77ZM109 30H110V31H109ZM114 30H117V31L120 30L121 33H119V31H118V32H115ZM122 30H123L124 33L122 32ZM144 30H145V29H144ZM144 30H143V31H144ZM146 30H147V29H146ZM158 30H159V29H158ZM28 31H29V32H28ZM30 31H31V32H30ZM35 31H39V33L41 32V33H40L41 35H40L38 32H37V34H36ZM62 31H63V32L65 31V32L62 34V33H61ZM67 31H68V32H67ZM73 31H72V34H73ZM103 31H105L106 33H104ZM135 31H136V30H135ZM150 31H152V30H150ZM150 31L148 32V30H147V31H145V33L148 32V34H150V33H151ZM163 31H164V30H162L161 32L163 33ZM243 31H244V29H243ZM12 32H13V35H12ZM14 32H15V33H14ZM26 32H28V33L26 34ZM48 32H49V34H51L52 37L49 36ZM50 32H51V33H50ZM52 32H53V33H52ZM54 32H55V33H54ZM56 32L59 33V34L57 33L58 37H57V35H55ZM112 32H113V33H112ZM114 32H115V34H117V35H115ZM125 32H126L127 37L129 36L128 39H127L126 35H124ZM161 32H160V33H161ZM5 33H7V34L5 35ZM17 33H18V34H17ZM24 33H25L26 35H25ZM30 33H32L31 36H29ZM34 33H35V34H34ZM43 33H44V34H43ZM60 33H61V37H62V35H63L62 39L59 38V37H60ZM79 33H78V34L76 33V34L79 35ZM93 33H94V34H93ZM100 33H103V34H100ZM110 33L113 34V35H115V36H113V35L111 36ZM162 33H161V34H162ZM166 33H164V34H166ZM237 33H239V31H238ZM241 33H242V30H241ZM241 33H239V34H241ZM246 33H247V32H246ZM246 33H245V34H246ZM19 34H21V35H19ZM53 34H54V35H53ZM87 34H88V35H87ZM99 34H100L101 37H99ZM104 34H106V36L103 37ZM119 34H120V35H119ZM121 34L125 36V37L123 36L125 39L122 37ZM133 34H135V33H133ZM142 34H143V33H142ZM146 34H147V33H146ZM146 34L144 35V36H145V40H143V41H144V42H146V41L149 42L150 45L148 44V46H150L151 48L147 46V42H146V44H145L143 41H141V42H143L142 44H144L145 47L147 46V47L145 48L146 50H147V48H150V49H151V51H150V50H147V51H148V52L150 51L149 53L154 54V56H152V57H155V52L157 51V54H158L159 58H157L158 56L156 55L157 57H155V58H154V62H152V61H153V60H152V57L149 56V54H146V53H145V54L147 55V57H146V55H145L144 53H141L143 50L145 51V49H141V48H144V46H142V44H140V45L142 46V47L140 46V47H141L140 49L142 50L140 53H141V55L144 54V55H142V58H141L140 56H137V57H140V60L138 59L139 61H137V60L135 59L136 55H135L134 57H133L134 54L132 55V59L134 58V59L136 60V61L134 60L133 62H135V64H136V62H138V63H139V67H140V65H141L144 61H146V59H148L149 57L151 58L152 61L149 60V59H150V58H149V59H148V63H150L152 66L149 65L148 68H147V70L150 68V66L153 67V70H154V64H155V67H156V64H158V66H159V68H160V66L163 65L167 60H168V62H167L168 65H170V63H171L170 61H171L172 58H174V59H173V60H174L173 64H174V63L176 64L177 62H179V58H178V57H181V58L183 57V56H180V55L183 54V52L186 50V47L184 48V46H183L184 50H182L183 48L181 49V51H183V52H182V53H179L180 50H179V49L177 50V48H178V47L181 48L182 46L180 47L179 45H176L177 47H176V48H173V49H176V50H170L172 53L169 52V54H170V61H169V59H168V58H169V55H168L167 53H168L169 50L167 51V49H168V48H166L167 45H169V46L172 47V45H173L174 43L176 44L178 41H176V42L174 41L173 44L171 43L172 45L169 44V43L171 42V41H169L168 44L166 43V47H165V48L162 46V47H163L162 51H161V47H160V46H159V47L157 46V49L160 48V51L162 52V53H161V52L159 51V53H160V55H159L158 50H157L155 47H154V48H155L156 50H155V51L152 50V48H153L152 46H156V44H155V45L152 44V43H153V42H152V41H153L152 39H153V36H154V35L156 36V37L154 36L155 38H157V37L160 36V35H158V34H154V33H153V34H150V35H152V37L149 38V36L146 35ZM164 34H162V37H164ZM168 34H169V32H168ZM168 34H167V36H168ZM239 34H238V35H239ZM242 34H243V33H242ZM4 35H5L7 38H6ZM7 35H8V36H7ZM9 35H11V36H9ZM15 35H16L17 37H16ZM22 35H23L24 37H23ZM27 35H28L29 37H28ZM32 35H33V37H32ZM39 35L41 36V38H40ZM77 35H76V36H77ZM84 35H82V36H84ZM95 35H96V36H95ZM107 35H110V36H107ZM13 36H15V38H14ZM21 36H22V37H21ZM25 36H27V37H25ZM55 36H56V37H55ZM73 36H75V34H74ZM85 36H84V37H85ZM93 36H95L96 38H93ZM118 36H121L122 39L120 40L121 37H118ZM146 36H148V38H149L151 41L147 40V37H146ZM167 36H165V37H167ZM242 36H243V35H242ZM8 37H11V38H8ZM20 37H21V38H20ZM37 37H38L39 40L37 39ZM53 37H54L56 40H52L51 38H53ZM105 37H107V38H105ZM108 37H109L110 39H109ZM115 37H116L117 39H116ZM162 37H158V39H160V38H162ZM17 38H18V39H17ZM23 38H24V39H23ZM26 38L28 39L27 42H28V41H31V42L26 43ZM34 38H35V39H34ZM42 38H43V40H42ZM46 38H47V39H46ZM54 38H53V39H54ZM57 38H59V39H57ZM65 38H66V39L68 38V40H66ZM70 38L72 39V36H71ZM88 38H87V39H88ZM100 38H101V40H100ZM114 38H115V39H114ZM10 39H11V40H10ZM12 39H13L15 42L12 41ZM29 39H30V40H29ZM40 39H41L43 42H42ZM81 39H82V38H79L78 41L81 40ZM95 39H96V40L98 39V40L95 41ZM111 39H114L115 43H114L113 40L111 41ZM126 39H127V40H126ZM134 39H135V38H134ZM163 39H164V38H163ZM166 39H167V38H166ZM166 39H165V42H166ZM17 40H19L20 42L17 41ZM23 40H24V41H23ZM32 40H33V42H32ZM36 40H37V41H36ZM49 40L54 41V42L51 43V41H49ZM57 40H58V41H57ZM63 40H65V41H63ZM83 40L85 41L86 39L83 38ZM88 40H89V39H88ZM88 40H87V41H88ZM122 40H124V41H122ZM132 40H130V41H132ZM44 41H46V42H44ZM55 41H57V42L55 43ZM84 41H83V42H84ZM98 41H99V42H98ZM100 41H101V42H100ZM102 41H103V42H102ZM119 41H122V42L120 43ZM130 41H129V42H130ZM133 41H134V40H133ZM161 41H162V39H161ZM167 41H168V40H167ZM172 41H173V40H172ZM13 42L15 43L14 45L12 44ZM17 42H19V43H17ZM21 42H22V43H21ZM35 42H34V44H35ZM39 42H40V43H39ZM48 42H50V43L53 45V49H54V50L52 49V46H51L50 43H49V46L47 45ZM64 42H67L68 45H67V43L64 44ZM116 42H119V43H116ZM139 42H140V41H139ZM141 42H140V43H141ZM158 42H160V41H158ZM163 42H164V40H163ZM0 43H1V42H0ZM16 43H17L18 45H17ZM45 43H46V44H45ZM61 43H62V44H61ZM70 43H71V40H70ZM78 43H79V42H76V45H77ZM80 43H81V42H80ZM100 43H101V44H100ZM102 43H103L105 46L107 45V47H104V45H103ZM111 43H112V44H111ZM132 43H133V42H132ZM132 43H129V44H132ZM135 43H136L135 45L137 46L138 42H135ZM4 44H5V45H4ZM34 44H33L32 47H35ZM44 44H45V45H44ZM98 44H100L101 47H102V48L100 47L99 50H98ZM113 44H115V45L112 46ZM116 44H119V46H117ZM120 44H121V45H123V44H124V45L127 44L128 46L126 47V45H125V47L123 46L124 48L122 47V49H119V48H121V47H120ZM175 44H174V45H175ZM177 44H180V43H177ZM65 45H66V46H65ZM102 45H103V46H102ZM108 45H109V46H108ZM138 45H139V44H138ZM151 45H152V46H151ZM158 45H159V44H158ZM181 45H183V44H181ZM190 45H191V44H190ZM13 46H14V47H13ZM28 46H29L30 48H29ZM43 46H44V47L46 46L47 48H50V49H47V48L44 49ZM54 46H55L56 49L54 48ZM57 46H58L59 51H58V49H57ZM64 46H65L66 49L63 50ZM110 46H111L112 48L115 47V48L112 49V51L114 50L115 52H110V50H111ZM207 46H208V45H207ZM215 46H216V45H215ZM1 47H2V48H1ZM11 47H13V48H11ZM16 47H17V49H15ZM26 47H27V48H26ZM59 47H60V48H59ZM61 47H63V48H61ZM116 47H118V49H117ZM211 47H214V46L211 45ZM20 48H19V51L21 50ZM25 48H26V49H25ZM128 48H130V47H128ZM133 48H134V50L132 51ZM136 48L139 49L138 47H136ZM105 49H106V50H105ZM108 49H109V50H108ZM137 49H136V50H137ZM140 49H139V50H140ZM169 49H170V48H169ZM8 50H11V52H9ZM33 50H34V48H33ZM37 50H36V51H37ZM55 50H56V51H55ZM60 50H63L61 54L58 53V52H60ZM107 50H108V51H107ZM117 50H118V51L120 50L119 53H117ZM129 50L131 51V53H133V52L135 51V46L133 47V44H132V47H131L130 49H128V53L131 54V53L129 52ZM139 50H138V52H139ZM164 50L167 51V53H166V52L164 53V52H163ZM6 51H8V52H6ZM29 51H28V52H29ZM57 51H58V52H57ZM64 51H65V52H64ZM85 51H86V52H85ZM89 51H92V52H94V53H92V52L89 53ZM122 51H121V54H123ZM125 51H127V49H126ZM147 51H146V52H147ZM152 51H153L154 53H152ZM173 51H174V52L177 51V52L179 53V54L177 53V54H178V57H177L178 59L175 57L176 54H175ZM186 51L188 52V50H186ZM186 51H185L184 53H186ZM24 52H25V51H24ZM45 52H46V51H45ZM45 52H44V53H45ZM52 52H49V53L52 54ZM80 52H81V53H80ZM84 52H85L86 54H84ZM95 52H96V53H95ZM105 52H103V53H105ZM148 52H147V53H148ZM32 53H33V52H32ZM38 53H39V52H38ZM41 53H42V52H40V54H41ZM47 53H48V52H47ZM47 53H45V54L42 53V55H46L47 57L49 56V57H48V59H49L51 55H48ZM64 53H65V54H64ZM66 53H67V55H68V56H67L68 58L65 56ZM68 53H69V54H68ZM115 53H116V54H115ZM126 53H127V52H126ZM134 53H136V51H135ZM140 53H139V54H140ZM173 53H174V55H173V57H172L171 54H173ZM190 53H191V52H190ZM192 53H193V52H192ZM1 54H4V52L1 53ZM33 54H35V51H34ZM83 54L86 55V56H84ZM124 54H125V53H124ZM124 54H123V55H124ZM139 54L137 53V55H139ZM151 54H150V55H151ZM217 54H218V53H217ZM4 55H5V54H4ZM88 55H89V56H88ZM112 55L110 56L111 59H112V60H115L116 63H117V62H118L117 60L120 58V56L117 55L119 58L116 56L115 59H114V58H112ZM123 55H121V56H123ZM167 55H168V56H167ZM185 55H186V54H185ZM185 55H184V56H185ZM190 55H192V57H193V54H190ZM190 55H189V56H190ZM60 56H61V57H60ZM64 56H65L66 58H65ZM82 56H83V57H82ZM161 56H162V57L165 56V57L163 58V61H164V62L162 61ZM186 56H187V55H186ZM189 56H188V57H189ZM218 56H219L220 60H221L222 58H224L223 54H222L223 57H220V56H221L220 54H219ZM71 57H72V55H71ZM71 57H70V58H71ZM79 57L74 58V59H75V62H76V61H77V63L82 62L81 58H80V61L78 62ZM93 57H94V58H93ZM110 57H108V58H110ZM123 57H125V55H124ZM123 57H122L121 60H124V59H125L124 61L127 60L126 57H128V60H127V61H129V58L131 59V56H130V55H129V56L127 55L124 59H123ZM145 57H146V58H145ZM166 57H168V58L166 59ZM190 57H191V56H190ZM91 58H92V59H91ZM96 58H95V59H96ZM156 58H157L158 63H157V61H155ZM175 58H176V59H175ZM185 58H186V57H185ZM219 58H218V59H219ZM52 59H51V60H52ZM62 59H63V60H62ZM71 59H72V58H71ZM71 59H70V60H71ZM101 59H103V57H102ZM101 59H100V60H101ZM160 59H161V61H162V62H161L162 64H161V63L159 64V62H160L159 60H160ZM164 59H165V60H164ZM183 59H184V58H183ZM186 59H187V58H186ZM190 59H192V58H190ZM190 59H189V60H190ZM60 60H61L62 62H61ZM68 60H67V61H68ZM70 60H69L68 62H69V65H71V68H69L70 71H69V70H68V71H65L66 69L64 70L65 75H64V74H61V73H63V72H61L60 75H58V74L55 72V75H56V74L58 75V78H56V77H57V75H56L55 80H54V82H55L56 79H58V80L56 81V83H55L54 88H53L54 83H53V85H52V88H53L52 90H54V91L52 92V93H54V98H53V100H55V102H58V101H57L58 98H59V100H61L60 98H62V102H63V99H65L64 96H66V95H67L66 98H67V100H68V98L70 97V96H69L70 94H68V93L72 92V90H73V88H74V87H71L72 85L70 86V84H72V82H71V83L68 82V81H71V80H70L71 76H69V75L73 74V73H71V72H74V70L78 69V67H77V64L75 63L76 66H74L75 64H74L73 66L76 67V68L72 69L73 66H72V64H70V62L72 63V61H70ZM97 60H99V59H97ZM97 60H96V61H97ZM100 60L97 61V62H99V63H97V62L95 61V64L97 63V64L99 65V67H98L97 65L95 66V65L93 64V62H90V63H92V64L90 65V67H91V71H90L91 73H90V75H91L92 72H93V74H92L93 77H94V73H96V72H94V71H97V70H95L96 68L99 69V70H100V68H102L101 70H103V69L105 68V67L103 66L102 61H101V63H100ZM142 60H143V62H142ZM177 60H178V61H177ZM180 60H181V59H180ZM64 61H65V64H64ZM124 61H121V62H120V60H119V63H122V62H124ZM185 61H186V60H183L184 63H182L181 61H180V62L182 63V65H183V64L185 65V64H186ZM190 61H191V60H190ZM190 61L187 60V65H189L188 62H190ZM52 62H53V61H52ZM54 62H55V61H54ZM129 62H130V64H132V63H131V62H132L131 60H130ZM140 62H141V64H140ZM55 63H56V62H55ZM58 63H57V64H58ZM61 63H62V65H61ZM87 63H88V62H87ZM124 63H125V62H124ZM126 63H128V62H126ZM144 63H147V61L144 62ZM148 63H147V64H148ZM181 63H180V65H181ZM57 64H56V67L58 66ZM67 64H68V63H67ZM81 64H83L84 67H81ZM114 64H115V62H114ZM117 64H118V63H117ZM147 64H146V65H147ZM165 64H166V63H165ZM165 64H164V65H165ZM175 64H174V66L176 67L178 63H177L176 65H175ZM190 64H193V62L191 61ZM86 65H88V66H86ZM92 65L95 66V69H94V67L92 68ZM100 65H101V67H100ZM104 65H105V64H104ZM119 65L121 66L122 64H118V67L120 68ZM126 65H127V64H126ZM126 65H125V64H124V66L122 65V68L125 67ZM136 65H137V64H136ZM136 65H135V67H138V65H137V66H136ZM164 65H163V67H165V68H163V70H162V68H161V71H160V69L157 67L159 70H156V68H155V71H157V72H162V71H163V72H166V70H167V72H168V70H169V73H170V71H171L172 69H173L172 71H174L175 69H177V68H175V69L172 68V69L170 70V69H169L170 67H169L168 69H166L167 64H166L165 66H164ZM182 65H181V66H182ZM184 65H183V66H184ZM187 65H185V66H187ZM61 66H62V67H61ZM129 66H132V67H133L134 64H133V65H129V64H128V68L130 69ZM141 66H142V70H143L144 76H145L146 73H147V76H148V77L146 76L145 79H144V77H143V79H144V80L147 79V81H149L148 78H149V76H150L151 74H148V73H150V69H151V68H150L149 71L147 72V71L145 70L146 67H144L143 64H142ZM170 66H171V65H170ZM183 66H182V69L179 68L180 70H178V73H179V71H180L181 74H180V73L177 74V77L180 78V80H179L178 78H177V79H174V77H175L176 75H173V76H172L173 78H172V77H170V78L168 77L169 80H168V79L165 80V81H167V83H165V84H167V86H168L167 88H170L169 91H168V89L165 88V87H166L165 84H164V85L161 84V87L163 86V88L158 87V90H160V91H158V92H161V91H162V93H161L162 96L160 95V97H161V98L163 97L162 99H164V100L161 99V101H160V106H161V104L164 102L162 106L165 107V106L167 105L166 108H170V109H167V110H168L169 112H172V113L174 112L173 114L176 115L175 117H177V118L179 117V118H180V119H179V118L177 119L178 121H174V122H176V123H174V127H173V128L176 129V130L174 129V131H177V129H178V131H179V130H182V132L189 133L190 135L193 134V132H194V133L202 134V136H203V135H204V136H210V135H211V131H210L208 128L202 127V126H200V125H198V124H196V123L194 122V120H193V113H192L191 110H188V112H186L187 110H184V111H183V109H179V108H177L176 106H175V108H174V106H173L174 104H171V103H172L171 100L175 99L177 94L179 95V96L177 95V96H178V97H177V98H178L177 100H179V99L182 97L181 94H180V92H177L178 90H175V89L178 88V87H177V84L181 82V75H182V76L184 75L183 71H181V70H184V72H189L190 74H191V72H192V75L195 74L196 76L194 77V76H192V75H189V74H186V73H185L186 76L189 75V78H191V79L194 77L195 79H192V81L194 80V82H196V80L201 81L203 78L206 77V76H203V74H204L205 72L203 73L202 70H201V68L199 69V67H198V68L195 70L196 65H192L191 67L189 66V69L191 68V70H189V71H188L187 68H185V69L187 70V71H185V69H183L185 66H184V67H183ZM69 67H70V66H69ZM85 67H86V68H85ZM110 67H111V69H112V68L114 69V73H119V72H117L119 69L116 70L114 67H112V66H110ZM110 67H108V69L105 68V69H106V74H107V75H108V73H110V72H107V70H109ZM115 67H117V65H115ZM139 67H138V68H139ZM143 67H144V69H143ZM167 67H168V66H167ZM171 67H172V66H171ZM178 67H179V65H178ZM193 67H194V68H193ZM192 68H193V69H192ZM71 69H72L73 71H72ZM82 69H83V70H82ZM85 69H86V70H85ZM92 69H93V70H92ZM105 69H104V71H105ZM111 69H110V70H111ZM113 69H112V70H113ZM120 69H121V68H120ZM129 69H128V70H129ZM164 69H166V70L164 71ZM99 70H98V71H99ZM101 70H100L99 72L102 74ZM110 70H109V71H110ZM115 70H116V71H115ZM122 70H123V69H122ZM128 70H127V71H128ZM137 70H138V72H139V70L141 71V69H137ZM153 70L151 71V73H153V75H156V76H157V74H156L157 72H154ZM193 70L196 71V72H193ZM200 70H201V72H202V73H201L202 76H201V74L198 75V73H197V72H200ZM77 71H78V74H79V73H80V72H79V69H78ZM77 71H75V72H77ZM87 71H88V72H87ZM104 71H103V73H104ZM124 71H125V72H124ZM175 71H176V70H175ZM75 72H74L73 76H74V78L77 79V76H78V75H76ZM132 72H133V71H132ZM132 72H131V75H129V74H130V72H129V74H128L129 77H130V76H134V74L137 73V72H133V73H132ZM145 72H146V73H145ZM167 72H166V73H163V75L161 76V78H162V77L167 78V76H170V74L167 73ZM70 73H71V74H70ZM100 73H97V74H100ZM114 73H111V77H112V75L114 76ZM124 73H125V74H124ZM126 73H128V72H126V68H125V70H123V74L126 75ZM140 73H142V71L139 72V74H140ZM154 73H155V74H154ZM176 73H177V72H176ZM182 73H183V74H182ZM193 73H194V74H193ZM66 74H69V75L66 76ZM97 74H95L96 77H94V78H96V79H98V78H97ZM123 74L121 73V70H120V74H119V75H123ZM132 74H133V75H132ZM172 74H173V72H171V75H172ZM81 75H79V78H80V79H81ZM104 75H105V74H104ZM119 75H118V76H119ZM164 75H167V76H164ZM178 75H179V76H178ZM73 76H72V78H73ZM92 76H90V77H92ZM115 76L118 77L116 74H115ZM115 76H114L112 79H115L116 81L111 79L112 81H114V82H112V84H114V83L116 82V83L119 85V82H118L119 79L116 78ZM137 76H138V75H137ZM140 76H141V75H140ZM140 76H139V77H140ZM142 76H143V74H142ZM142 76H141V77H142ZM190 76H191V77H190ZM200 76H201V77H200ZM59 77H60V78H59ZM69 77H70V78H69ZM86 77H87V79H86ZM86 77H83V79L85 78V79H84V82L87 80V81H86L87 83L85 82V83H84L85 85H84V84L80 85L81 87L78 86V85L81 84V83H83V82H82V79H81V81H80L79 78L77 79V80L80 81V82H79V84H78V81H76V83H75L76 86H75V84H74L75 88H74L73 91H75L78 87H80V88H86V87H88V88H86V90H89L90 93H91V91H92V92L94 91V92L92 93V95H93V94L97 91V89H98L99 91L101 90L100 88H101L102 86H101V84H100V82H101L100 80H99V83H98V82H96V80L92 79L94 82L98 83V84H95V85H96V86H99V87H96V89L94 90L95 87L93 86V85H94L93 82H90L91 85L93 84V85H92V86L94 87V88L92 87L93 89H91V85L88 84V83H89V82H88V78H89V81L91 80L90 77H88L87 75H86ZM111 77H110V78H111ZM125 77H127V75H126ZM134 77H135V76H134ZM152 77H154V76H152ZM158 77H159V76H158ZM158 77H157V78H158ZM184 77H185V75H184ZM184 77H183V78H184ZM196 77H197V78H196ZM199 77H200V79H198ZM202 77H203V78H202ZM110 78H108L109 80H106V81H110V82H111ZM131 78H132V77H131ZM154 78H155V80L157 79L156 77H154ZM154 78L152 79V78L150 77V80H151V81H149V82H152V80L155 82ZM159 78H160V77H159ZM165 78H163V79H165ZM171 78H172V80L174 79L173 82L171 81ZM175 78H176V77H175ZM183 78H182V79H183ZM189 78H188V79H189ZM201 78H202V79H201ZM59 79H61V80H59ZM67 79H68V80H67ZM76 79H75V80H76ZM103 79H104V78H103ZM103 79H102V80H103ZM106 79H107V77H106ZM138 79H139V78H138ZM141 79H142V78H140L139 80H141ZM143 79H142V81H144ZM163 79H161V80H163ZM92 80H91V81H92ZM117 80H118V81H117ZM126 80H127V78H126ZM128 80H129V79H128ZM159 80H160V79H159ZM159 80H158V81H159ZM161 80H160L159 82L156 81L154 84H156V83H157V84H158V83L160 84L161 82L164 83V82L161 81ZM176 80H179V81H177L178 83H177V82H174V81H176ZM189 80H190V79H189ZM3 81H4V80H3ZM103 81H104V80H103ZM137 81H138V80H137ZM147 81H146V83H147ZM168 81H170V82H172V83H175V84L177 83V84H176V85H173L172 83H168ZM198 81H197V82H198ZM59 82L61 83V86H60V83H59ZM73 82H75V81H73ZM104 82H105V81H104ZM110 82H109V83H110ZM204 82H205V83H204ZM204 82L201 81V83L203 84V86H205V87L207 88V87L209 86V85H208L209 83H207L206 81H204ZM5 83H7V82H5ZM39 83H40V81H39ZM65 83L69 84V87L72 88V89L69 88V89H70V90H69V89H68V85L66 84V86H65ZM109 83H107V82H106V84L103 83V84H104L103 87H106V85H108V87H107V88H109V91H108V92H110V90H111L112 93H113V90H115L116 87H118V86L116 85V83H115L114 85L111 84V86L114 87V88H112L111 86L109 87V85H110ZM127 83H128V81H127ZM133 83L135 84L136 82L134 81ZM141 83H142V82H141ZM146 83H145V84H146ZM199 83H200V82H199ZM77 84H78V85H77ZM87 84H88V86H86ZM99 84H100V85H99ZM103 84H102V85H103ZM128 84L130 85V83H128ZM136 84H137V83H136ZM136 84L134 85L135 87L139 86V85L136 86ZM142 84H143V83H142ZM142 84H140V85H142ZM170 84H172V86L169 87ZM181 84H182V83H180V84H178V85H181ZM6 85H7V84H4V87H5ZM206 85H207V86H206ZM0 86H2V85L0 84ZM9 86H10V85H8L7 87H9ZM77 86H78V87H77ZM84 86H85V87H84ZM119 86H120V85H119ZM121 86H122V87H118V88H121V89L123 88L124 90H126V89H125V88H126V85H125V84H124V85L122 84ZM123 86H125V88H124ZM130 86H131V85H130ZM159 86H160V85H159ZM2 87H3V86H2ZM10 87L13 89V92H11L12 89H11ZM10 87H9V91H10L11 93H10L9 91L7 92V89H8V88H7L6 90H3V91L7 92V95H9L8 97H10V98H14V96H10V95H11L12 93H13V95H15V94H14V92H15V91H14V90H15L14 88H15V87H14V86H10ZM64 87H65V88H64ZM76 87H77V88H76ZM103 87H102V89H103ZM132 87H133V86H132ZM174 87H176V88H174ZM226 87H227V86H226ZM58 88H60V89H58ZM63 88H64V90H63ZM107 88H106V89L104 88L103 90H106V92H107V90H108ZM118 88L116 89L117 92H119V91H118V90H119ZM223 88H225V87H223ZM227 88H228V87H227ZM229 88H230V86H229ZM231 88H233V87L231 86ZM0 89H5V88H1V87H0ZM18 89H20V88H17V87H16V90H18ZM55 89H58V91L56 90V91H57V92H56ZM123 89L121 90V93L124 92V94H125L126 91H123ZM130 89H131V88H130ZM165 89H166V90H165ZM21 90H22V89H21ZM21 90H20L19 92H21ZM27 90H31V89H27ZM66 90H67V91H66ZM82 90H84V89H82ZM86 90L81 91V89H80L81 92H80L79 94L76 93V92H77V90H76V91H75V94H77L78 96L80 95L79 98H81V99H82V98L85 99V98L88 97L89 94H90L89 91H88V93H87ZM127 90H128V87H127ZM138 90H139V89H136V90H135V88H134V89L132 90V94L137 95L136 93H133V91H136V92H137ZM170 90H171V91H170ZM223 90H224V89H223ZM228 90L232 91L231 89H227V91H228ZM22 91H23V90H22ZM62 91H63V92H62ZM68 91H69V92H68ZM128 91H129V90H128ZM128 91L126 92L127 94H126L124 97L127 96V97L129 98L128 95L131 94V90H130V92H128ZM175 91H176V92H175ZM225 91H226V90H225ZM234 91H235V89H233V91H232L231 93L228 91V92L230 93V96H229L230 98H231V95H232V96H235V95H237V93H238V95L240 94V91H235V93H234ZM19 92H18V93H19ZM58 92H60V93H58ZM78 92H79V91H78ZM82 92H83L84 94H82ZM85 92H86V93H85ZM138 92H139V93H138ZM138 92H137V93H138V96H135V95H132V94H131V95L133 96V97L131 96L132 98H129V99H128V98L126 97L129 101H128V100H124V102H123V100H122L123 97H121V98L119 97V98L122 100V104L120 103L121 101H117V100H116L117 98L114 99V97L117 96L116 92H115L116 95H114V96L111 94V95L113 96V98H111L112 96H111L110 94H107L108 96H109V95L111 96V97H109V98H111L112 101H113V99H114V101L116 100V102H119V106H117V105H118L117 103L112 102V101H111L112 103L109 101V103H110L109 105H110V106H111L112 104H114V105H112V106H115V105H116V107H113L112 109L114 110V109L116 108L117 110L115 109L114 111H115L119 116H121L123 103L126 104V103L130 102V99H132L133 103H132V102H130V103H132V104H135V103H136V104H137V107H139V109L141 108L140 110H141V112H142V111H143V110H142V106H141L140 103H139V102H141V98L139 97V95H140L141 92H140V91H138ZM165 92H166V93H165ZM3 93H4V92H3ZM8 93H10V94H8ZM15 93H16V96H17V91H16ZM21 93H22V92H21ZM21 93L18 94V97L21 95ZM55 93H56V94H55ZM62 93H63V94H62ZM65 93H66V94H65ZM72 93H73V92H72ZM96 93H99V92H96ZM96 93L94 94L95 97H94V95H93V96L91 95V97L89 96L92 100L95 99V101L92 102V100H91L90 102H88V103H90L89 105H91V104H92V105L90 106V108L87 107V108H86V111H88L87 109H91V107L93 108V103H94V102L96 103V106H98V104H97V103H98L97 100H101V99H97V98H98L99 96H102V95H100V94H102V91H100V94H99V95H96ZM103 93H104V91H103ZM232 93H234L235 95L232 94ZM1 94H2V93H1ZM23 94H24V91H23ZM23 94H22V96H20L19 98L24 97ZM73 94H74V93H73ZM81 94H82L83 96H82ZM85 94H86V96H85ZM158 94H160V93H158ZM173 94H174L175 96H174ZM222 94L224 95V93H222ZM222 94H221V95H222ZM226 94L228 95L227 92H226ZM226 94L224 95L225 99H223V98H224L223 96H221V97H223V98H221V97L219 96V97L221 98V99L219 98V99H220V102L218 101V100H219V99H218V96H217L218 94L215 95V96H217V97H215V96H213V95H212V97H211V96L209 95V97H211V98H213V99H214V98L218 99V100H217V104H216V102H214V104H213V102L210 103V104H211V105H214V106H216V105L219 104V106H216V107L213 106V110H212V108L210 107L211 110H212V112H211L210 110H207V112L210 111L211 113H213V111H214V114H215L216 111H217V109L219 110V108H222V109L225 108L226 106L223 107V105H222V104H224V103L221 104V107H220V103H221V100H223V102L226 100ZM241 94H242V93H241ZM241 94H240V95H241ZM4 95H5V97H6V93H4ZM4 95H3V97H4ZM56 95H57V97H56ZM60 95H61V96H60ZM87 95H88V96H87ZM104 95L106 96V93H105ZM104 95H103L102 97H104ZM118 95H119V93H118ZM122 95H123V94H122ZM168 95H169V96H168ZM253 95H254V94H253ZM255 95H256V94H255ZM71 96H72V95H71ZM78 96H77V97H78ZM96 96H98V97H96ZM108 96H107V97H108ZM120 96H121V94H120ZM141 96H142V94H141ZM180 96H181V97H180ZM241 96H243V97H240V96H239V98H242V99H240V100H239L238 97L235 96L236 99H237V100H236L237 102H238V100H239V102H241V101L243 100L244 95L242 94ZM246 96H247V99H248V100L246 99ZM249 96H250V95H249ZM249 96H248V94L245 95V98H244V99H246V100H244V103H246V102L249 101ZM8 97H6L5 99H7ZM52 97H53V96H52ZM74 97H75V96H74ZM74 97H73V98H74ZM89 97H88V98H89ZM107 97H106V98L104 97V98H105L104 101H106V102L109 100V99H107ZM117 97H118V96H117ZM135 97H136V98H135ZM138 97H139L140 101L137 99ZM143 97H144V96H143ZM173 97H174V98H173ZM227 97H228V96H227ZM252 97H254V96H252ZM16 98H17V97H16ZM73 98H72V99H73ZM79 98H78V99H79ZM88 98H86V99L88 100ZM90 98H89V100H90ZM99 98H101V97H99ZM104 98H102V100H103ZM167 98L170 99V102L168 101L169 99L167 100ZM14 99H15V98H14ZM14 99H11V101H13ZM78 99H77V101H79V100L81 101V99H79V100H78ZM86 99L83 100L82 103H83V102H84V103H87V100H86ZM96 99H97V100H96ZM124 99H125V98H124ZM135 99H136V100H135ZM9 100H10V99H9ZM17 100H19V102L16 101V99H15V101H16L17 103H19V106H21V105H20V99H17ZM22 100H23V99H21V101H22ZM74 100H75V98H74ZM89 100H88V101H89ZM134 100H135V102H134ZM175 100H176V99H175ZM175 100H174V101H175ZM85 101H86V102H85ZM126 101H128V102H126ZM165 101H166V102H165ZM174 101H173V102H174ZM245 101H246V102H245ZM254 101H255V100H254ZM65 102H66V101H65ZM91 102H92V103H91ZM101 102H102V101H101ZM101 102H100V103H101ZM144 102H145V101H143L142 103H144ZM161 102H162V103H161ZM218 102H219V103H218ZM237 102H236V104H239V107H242V105L244 104V103L241 102L242 104H241V106H240V103H239V102L237 103ZM249 102L251 103V102H252V99H250ZM59 103H61V101H60ZM82 103H81V106L79 105L80 108H81V111H82V107H83V109H85L84 106L88 104V103H87V104L84 105V103H83V104H82ZM95 103H94V106H95ZM100 103H99V104H100ZM138 103H139V106H138ZM142 103H141V104H142ZM23 104H24V103H23ZM78 104H79V103H78ZM78 104H77V105H78ZM104 104H105V103H104ZM125 104H124V106H123V107H125V109L123 108V109H124V110H123V113H124V114H123V113H122V114H123L124 116H125L126 114H129V115H127V116H128V117H127V120H128V122H131V124L128 123L127 125L129 126V127H128V130L131 129V131H132V130H135V129L133 128V126H135V124L138 122V119L136 120V118H138V117L140 116L139 118L141 119L142 116L140 115V112H138L139 114H138V113H137V114H136V113L134 114V112H137V110L134 108L133 105H131V104L129 105V104H128L129 106L127 105V107L132 106V109L134 108V110H132L131 107H130V108H129L130 110H128V111H131V110H132L131 113H133L134 116H135V115H136V116L138 115V117L133 118V117H134V116H133L132 119H130L129 117H131V116H130L131 113H129V112H126V113H125V112H124V111L127 110ZM169 104H171V106H173V107H168ZM210 104H208V105H210ZM101 105H102V104H101ZM105 105H106V104H105ZM105 105H104V106H105ZM109 105H108V106H109ZM121 105H122V106H121ZM146 105H147V104H146ZM164 105H165V106H164ZM96 106L94 107V108H95V111H97V113L100 112V113H102V114H105V113H106V114H105V117H108V118H105V117L103 118L102 115H100L101 117H100L99 115H97V116H98V117H97L96 115H94L95 113H94V114L90 113V112H92V110H93V109H92V110H90L89 113L87 112V114H86V111H85V112H81V114L83 113L84 116L86 115V118H83L84 116L82 117V119H83L82 122L88 120L90 123H92V122L94 121L93 118H95V117H96V118H99V117H100L101 119H100V118H99V119L102 120V122H104V121H109V120H107V119L112 118V115H111V114H114V113H115V112H113V110H112V109L110 108V106H109L108 110H110L111 112H113V113L110 114V116H111V117H110L109 114L107 115V112H105V111H106L105 109H107L106 107H105V109H104V107L102 108L101 106H98V107H96ZM108 106H107V107H108ZM112 106H111V107H112ZM120 106H121V107H120ZM135 106H136V105H135ZM143 106H145V104H144ZM162 106L159 107L158 110H155V109L152 107V108L155 110L154 113L156 114L157 111H159V112L161 113L162 111H160V110H161L160 108H163ZM206 106H207V104H206ZM228 106H229V105H228ZM85 107H86V106H85ZM100 107H101L102 109L105 110V111H104L105 113L103 112V110H102ZM137 107H136V108H137ZM145 107H147V109H145ZM145 107H144V109L147 111V114L149 113V112H148L149 109H150V110H153V109L149 108L150 105L145 106ZM96 108H97V109H96ZM98 108H100L99 111H98ZM148 108H149V109H148ZM173 108H174V109H173ZM214 108H215V109H214ZM226 108H227V107H226ZM226 108H225V109H226ZM120 109H121V112L119 111ZM171 109H172V110H171ZM177 109H179V110H177ZM145 110H144V111H145ZM154 110H153V111H154ZM162 110H163V111H166V110H164V108H163ZM176 110H177V111H176ZM226 110H227V109H226ZM83 111H84V110H83ZM95 111H94V112H95ZM118 111H119L120 113H119ZM133 111H134V112H133ZM144 111H143V112H144ZM153 111H151V112L153 113ZM108 112H109V111H108ZM151 112H150V113H151ZM159 112L157 113L156 116H152V117H151L152 119H149L150 116L152 115V113H151L150 116L147 115L146 113H143V115L145 114L146 116H149V118L145 117V115H144V116L142 117V119H143L144 122L141 121L142 123H144V125H143L142 123H140L143 127L140 128V127H138L137 125H136L135 127H136L137 129L139 128L140 130H141L142 128H143V129L146 128V129H148V130L145 129V131H144V130L142 129V131H144V132L141 131L140 135H143V136L138 135L139 138H138V137H136V139H135V137H134V138H131L132 141H133L132 144L135 145V146H134V145H131L132 147H133V146H134V147H137V146H136L137 144H135V143H139V144H140L142 141H144L145 144L147 143L146 145H145V144L143 145V146L147 147L148 143H150V141H153V138L155 137V135H156V133L158 132V130H159L160 128H162V127L160 126L159 123L163 122V121H164L163 119H165V118H164L165 116L162 117L161 115H159ZM180 112H181V113H180ZM100 113H99V114H100ZM150 113H149V114H150ZM179 113H180V114H179ZM184 113H185V114H184ZM187 113H188V114H187ZM217 113H218V112H217ZM141 114H142V113H141ZM155 114H153V115H155ZM161 114H162V113H161ZM206 114L211 115L210 113H206ZM88 115H90V116L92 115V116L90 117V116H88ZM114 115H115V114H114ZM123 115H122V116H123ZM158 115L161 116V117L163 118V119H162L161 117H159V119H161V120H160L161 122H160L159 119H158ZM180 115H181V116H180ZM191 115H192V116H191ZM212 115H213V114H212ZM212 115H211V116H212ZM87 116H88V117H87ZM93 116H95V117H93ZM115 116H116V118H117V115H115ZM122 116H121V119H120V117H119L120 121H121L122 118L124 117V116H123V117H122ZM251 116H252V115L250 114V117H251ZM92 117H93V118H92ZM109 117H110V118H109ZM155 117H156V118H155ZM190 117H191V118H190ZM87 118H88V119H87ZM89 118H90V120H92V121H90ZM91 118H92V119H91ZM102 118H103V119H106V120L103 121ZM153 118H154V120H153ZM187 118H188V120H187ZM252 118L254 119V117L252 116V117H251V120H248L247 122H249V121H250V122L253 121ZM84 119H85V120H84ZM140 119H139V120H140ZM147 119H148V121H147ZM156 119H157V120H156ZM175 119H176V118H175ZM175 119H174V120H175ZM100 120L97 119V120L94 121L95 123L93 122L92 124H93V125H94V124H98V126H101V125L105 124V122L102 123ZM113 120H114V117H113ZM113 120H111V122L109 121V122H110V126H111ZM115 120H118V118L115 119ZM123 120H124V118H123ZM123 120H122V123H121L120 121H116V122H117V123L120 122V123H118V125H121V124H123ZM129 120H130V121H129ZM131 120H132V121H131ZM133 120H134V121L136 120V121H135L136 123H134ZM145 120H146L147 122H146ZM149 120H152V122H150ZM162 120H163V121H162ZM181 120H182V122H181ZM230 120H231V119H230ZM233 120H234V119H233ZM233 120H232V121H233ZM254 120H255V119H254ZM49 121H51V123H52V121H54V120L52 119V120H49ZM49 121H48L47 123H50ZM96 121H98V122H96ZM99 121H100V122H99ZM125 121H126V117H125L124 122H125ZM156 121H158V123H157ZM179 121H180V122H179ZM241 121H242V120H241ZM55 122H56V120H55ZM55 122H54V123H55ZM109 122H106V123L108 124ZM132 122H133L134 124H133ZM139 122H140V121H139ZM139 122H138V124H139ZM148 122H149V123H148ZM154 122H155V124L157 123V124H156L157 127H158V126L160 127V128L158 127L159 129L156 128ZM243 122H244V120H243ZM247 122H245V123H247ZM253 122H254V121H253ZM253 122H252V123H253ZM54 123H53V125L50 124V126H51V128H49L50 130L53 129L52 127H54V129H55ZM57 123H58V120H57ZM100 123H101V124H100ZM113 123H115V121H114ZM117 123L112 124V125H117ZM125 123H126V122H125ZM125 123H124V124H125ZM147 123L149 124V126H148ZM151 123H152V124H151ZM163 123H164V122H163ZM180 123H181V125H180ZM252 123H250V124H252ZM32 124H33V123H32ZM32 124H29V125H32ZM59 124H60V122H59ZM81 124H82V123H81ZM84 124H86V123H83L82 125L85 126ZM88 124H89V123H88ZM88 124H86V126H87ZM92 124H90V125H92ZM99 124H100V125H99ZM153 124H154V125H153ZM158 124H159V125H158ZM165 124H166V123H165ZM165 124H164V125L161 124V125H162V126H165ZM253 124H255V122H254ZM256 124H257V123H256ZM48 125H49V124H48ZM48 125H46V126H48ZM56 125H57V124H56ZM62 125H63V124H62V122H61V126H62ZM105 125H106V124H105ZM105 125H104V127L101 126V127H102L101 129H102V130L106 129V128H105ZM108 125H109V124H108ZM130 125H131V126H130ZM132 125H133V126H132ZM141 125H139V126H141ZM146 125H147V126H146ZM152 125H153V126H152ZM176 125H177L178 128H176ZM182 125H183V126H182ZM184 125H185V126H184ZM197 125H198V126H197ZM27 126H28V125H27ZM33 126H36V125H32V126H29V127L24 126L25 130H26V128H28V129L30 130V132L32 133V135H31L32 137H33V134H34L35 132L38 131V130H37V131H35V132H32V131H31V130H32L31 128H36V129H37V126H36V127H33ZM145 126H146V127H145ZM151 126H152V128H151ZM169 126H170V125H169ZM181 126H182V127H181ZM21 127H22V126H21ZM30 127H31V128H30ZM48 127H49V126H48ZM48 127H47V128H48ZM57 127H58V125H57ZM63 127H64V126H63ZM88 127H90V128L92 129L93 126H88ZM95 127H97V125H96ZM106 127H107V125H106ZM114 127L117 128V126H114ZM114 127L112 126V127H110L109 129L111 130V129H113ZM120 127H122V126H120ZM124 127H126V124H125V126L123 125V129L121 128V129L123 130V132H124V129H125ZM144 127H145V128H144ZM148 127H149V128H148ZM153 127H155L157 131H155V132L153 131V132H152ZM180 127H181V129H180ZM185 127H186V128H185ZM195 127H196V128H195ZM19 128H20V127H19ZM19 128H18V129H19ZM47 128H46V130H47ZM60 128L62 129V127H59L58 129H55V130L53 129V130H54L55 132H57L56 130H59L57 133H59L58 135H60ZM97 128L99 129V132H102V130L100 129V127H97ZM103 128H104V129H103ZM116 128L113 129V130H115L116 132H115V131L112 132L113 130H111V132H110V130H108V132L110 133V134H108L109 136H108V135L106 136V134H105L106 132L104 133V131H103L101 136H102L103 138L105 137L104 139L101 138V137L99 136V132H96V131H98V129H97V130H94V129L91 130V129H90L91 131H89V132H94V131H95V132H96L95 134L98 133V136L101 138V140H105V142H106V140H109V139L111 140V139H112L111 136H115V137H114L115 139L113 138L115 144H113V141L111 140V141H112V144H113V145H116V143H117V144L119 143L118 145L120 146V145H121L120 143H121L123 140L121 141L122 137H121V139H120V137H118V139H116V138H117V136H116V135H117V131L120 132V131H119V130H120L119 126H118L119 130H116ZM118 128H117V129H118ZM126 128H127V127H126ZM155 128H154V129H155ZM173 128H172V129H173ZM209 128H210V127H209ZM22 129H23V128H22ZM22 129H20L19 131H22ZM28 129L26 130L27 132L29 131ZM36 129H35V130H36ZM38 129H39V128H38ZM49 129H48V130H49ZM149 129H151V130H149ZM25 130L22 131V134L24 133ZM48 130H47V132H50V130H49V131H48ZM63 130H64V132L61 130V134L64 133L65 135H66V134L68 135V132H65L67 129H66V130L63 129ZM68 130H69V129H68ZM68 130H67V131H68ZM88 130H89V129H87L86 132H88ZM100 130H101V131H100ZM106 130H107V129H106ZM128 130H127V131H128ZM166 130H167V129H166ZM169 130H170V129H169ZM42 131H43L42 129H41V130L39 129V131L37 132V135H36V134H34V135L39 136V137H40V136L42 137V136L44 135L43 133H41L42 135L40 134V132H42ZM127 131H125V132H127ZM131 131H130V132H131ZM149 131H151V133H150ZM206 131H207V132H206ZM52 132H53V131L50 132V135H51ZM55 132H54L53 134H54V136L57 137V134H56ZM62 132H63V133H62ZM108 132H107V133H108ZM121 132H122V131H121ZM125 132H124L123 134H126ZM128 132H129V131H128ZM145 132H147V134H144ZM180 132H181V131H180ZM17 133H18V130H17ZM31 133H30V134H31ZM112 133H115V134L113 135ZM148 133H149V134H148ZM22 134H21V132L19 133V135H22ZM38 134H40V135H38ZM48 134H49V133H48ZM69 134H70V133H69ZM103 134H105V136H103ZM119 134H120V133H119ZM123 134H122V135H123ZM25 135H26L27 137H26ZM50 135H49V137H50ZM67 135H66V140H67ZM122 135H119V136H122ZM145 135H147V136H145ZM22 136H23V135H22ZM31 136H30L29 134H27V133L24 134V141L28 140V139H25V138H28V137H29V140H31V139L33 140V138H32ZM46 136H47V139H49V140L51 139V140H52L50 146H51V148H52V150H53V148H54L55 146L52 145V142H53L54 139H56V137H55L54 139H52V138H53V135H51L52 138H48V135L46 134V131H45V137L43 136V138L45 139ZM61 136H63V135H61ZM69 136H70V135H68V137H69ZM85 136H86V134H85ZM124 136H125V135H124ZM149 136H151V137H149ZM30 137H31V138H30ZM41 137H40V138H41ZM86 137H87V136H86ZM106 137L109 138V139H107ZM125 137H126V136H125ZM125 137H124V138H125ZM142 137H145V138L143 139ZM34 138H37V137H34ZM57 138H58V140H60L59 137H57ZM60 138H61V137H60ZM64 138H65V136H64ZM64 138L62 137L63 142H64ZM140 138H141V139H140ZM149 138H150V139H149ZM41 139H42V138H41ZM41 139H40V140H41ZM44 139H43V140H44ZM47 139H46L45 141H47ZM86 139H87V138H86ZM119 139H120V141L117 142L116 140H119ZM126 139L128 140V138H126ZM126 139H124V142H122V145H123V146L128 145V146H126V148H127V147L129 148V147H131V146H130L131 140H130V142H128L129 140L126 141ZM129 139H130V138H129ZM134 139H135L136 141H135ZM137 139H140V140L137 141ZM145 139H146V140H145ZM147 139H148V140H147ZM29 140L26 141V143H28ZM32 140H31L30 142H32ZM40 140H39V141H40ZM43 140H42V141H43ZM49 140H48V141H49ZM68 140H69V138H68ZM71 140H72V139L70 138V140H69L67 143H66V142H64V143H65V144L71 143V142H72ZM110 140H109V143L111 144V141H110ZM39 141L36 139V142L39 143ZM70 141H71V142H70ZM125 141H126V144H125ZM134 141H135V143H134ZM145 141H146V142H145ZM30 142H29V143H30ZM36 142H35V143H36ZM54 142H57V140L54 141ZM54 142H53V143H54ZM63 142H62V143H63ZM102 142H103V141H102ZM105 142H103V143L107 146L109 143H105ZM107 142H108V141H107ZM127 142H128V143H127ZM205 142L207 143V141H205ZM44 143H45V142H44ZM47 143H48V142H47ZM59 143H60V142H59ZM59 143H58V144H59ZM40 144L43 145L42 143H40ZM40 144H39V145H40ZM49 144H50V142H49ZM55 144H56V143H55ZM55 144H54V145H55ZM110 144H109V145H110ZM139 144H138V146L141 147V148L139 147V149L144 150V148L141 146V145L143 144V142H142L141 145H139ZM59 145H60L61 147H63V145H61V143H60ZM68 145H69V144H68ZM68 145H66V146L68 147V150H69V146H68ZM70 145L72 146V144H70ZM109 145H108L107 147H109V148L112 147V148H113L112 151L114 152V153H113L114 155H117V154H118V156H119V155L121 156V152H122V151H119L120 148L117 147L118 145H116V147L119 148V149L116 148L117 150L114 149L115 146L113 147V146H111V145L109 146ZM52 146H53V147H52ZM60 146H59V147H60ZM87 146H88V148H91V147H92V145H87ZM56 147H57V144H56ZM64 147H65V146H64ZM67 147H66V149H67ZM121 147H122V146H121ZM148 147H150V144L148 145ZM93 148H94V147H93ZM109 148H107V150L110 151L111 149H109ZM123 148H124V147H123ZM123 148H121V149H123ZM128 148H127V150H128ZM0 149H1V148H0ZM54 149H55V148H54ZM57 149H58V151H62V152H65V153H66V151H68V150H66V151L61 150L62 148L60 149V148L57 147V148L55 149V152H57V151H56ZM59 149H60V150H59ZM72 149H73V147L71 148V150H72ZM83 149H85V153H84L85 155H84V156H86V155H87V156L91 155V156H89V159H91V158L93 157V160H92V159H91V160H88L87 157H86V158H87V159H86V158L83 156V153H82V152H83V151H82ZM83 149L80 151V154H81L86 160H85L84 162H83V159H84V158H83L82 160H79L80 157H81V156H79V158H78V160L80 161V162H79V166L82 164L83 168L87 167V168H86L87 171H88L89 173H90V172H91V173L93 172V174H94V175H93V174L90 173L91 176H96V177H94V178H96L95 180H98V179H99V181H100V179L102 178V176L98 174V173H99V170L96 169V168H98V167H96V166H98V162H97V163H93V164H95V165L97 164L96 166L93 165L92 162H90V164H91L92 167L95 166L94 169H93L91 166H86V165L89 164L88 161H93V162H95V161H99V160H100L99 158H98L99 160L96 158V156H97V155H95V154L97 153L96 150L93 151V154H94V156H93V154H91L92 152H88V151H87V150H88L87 147H86V148H83ZM86 149H87V150H86ZM91 149H92V148H91ZM148 149H149V148H148ZM73 150H74V149H73ZM92 150H93V149H92ZM107 150H106V151H107ZM114 150H115V151H114ZM69 151H70V150H69ZM112 151H111V152H112ZM116 151H118V153H116ZM145 151H147L146 148H145ZM13 152H14V151H13ZM13 152H12V151H9V154H11V153L13 154ZM53 152H54V151H53ZM62 152L59 153V155L62 154L61 156H63V158H65V159H67V158L65 157L67 154L70 153V155H71V152H68V153H66V154L64 153V155H63ZM76 152H77V151H76ZM76 152H75V153H76ZM94 152H96V153H94ZM134 152H135V151H134ZM86 153H88L89 155L86 154ZM115 153H116V154H115ZM0 154L2 155V153H0ZM54 154H55V153H54ZM106 154H107V153H106ZM122 154L124 155V150H123V153H122ZM135 154L137 155L138 152H135ZM57 155H58V154L56 153V158L54 157L55 160L57 159ZM59 155H58V157H60ZM75 155H76V154H75ZM110 155H112V153H110ZM114 155H112V157L106 155V158L104 157L105 159L103 158V159H102L101 161H99V162H102L103 160H105L104 162H106V161H108V162H112V163H109L110 166H108L110 169L106 166L107 163H104V164H106V165H104V166H106V168L109 169V172H112L113 174L116 173L117 176H119V177H120V176H121V177L124 176L125 180H126V179L129 180L130 177L128 176L129 178H128V177L126 178L125 175H126L127 172H128L127 175H128V174H130V175L132 174L131 171H133V168L131 167V169L129 170V167H130V165L133 166V165L136 164V163H130V164H129L130 161H129L128 163H125V161H124V163H123V162H120V160L116 161V159H115L114 157H117V156H114ZM11 156H12V155H11ZM53 156H55V155H53ZM67 156H68V155H67ZM73 156H74V155H73ZM73 156H72V158L76 157V156H74V157H73ZM113 156H114V157H113ZM12 157H13V156H12ZM90 157H91V158H90ZM94 157H95L97 160H95ZM97 157H99V156H97ZM10 158H11V157H10ZM61 158H62V157L59 158V161H60ZM63 158H62V159H63ZM81 158H82V157H81ZM108 158H109V160H108ZM62 159H61V160H62ZM69 159H71V158L69 157L66 161L63 160V164H66L65 162H70V161H68ZM111 159H112V160H111ZM118 159H119V158H118ZM87 160H88V161H87ZM94 160H95V161H94ZM114 160H115V161H114ZM113 161H114V162H113ZM57 162H58V160H57ZM86 162H87V164H86ZM102 163H103V162H102ZM113 163H114V166L112 165ZM116 163H117V164H116ZM120 163H121V164H120ZM60 164H62V161H61ZM68 164H69V163H68ZM68 164H67V165H68ZM122 164H123V166H124V169H123ZM124 164L126 165V167H125ZM128 164H129V165H128ZM132 164H133V165H132ZM67 165H66V169H65V167H64L65 165H64L63 167L61 166L60 169H57L56 171H55V170H54V171H55V172L59 171V172H60V175H61V174L63 175L65 170H66L65 173H68L67 171H69L70 174L73 173V172H74V168H73V171L71 170L72 172H70V169L67 170V168H68L69 166H71V165H70V164H69L68 166H67ZM99 165H101V164H99ZM115 165H117V166H115ZM119 165H120V166H119ZM58 166H59V164H58ZM102 166H103V165H101L100 167H102ZM90 167L92 168L93 171H91V168H90ZM113 167H114V169H116L117 171L119 170V171H118V172H117L116 170L114 171ZM115 167H116V168H115ZM117 167H120V168H117ZM61 168H63V169H61ZM70 168H71V167H70ZM83 168H81V167H80V168H77V170L81 169V171H78L80 174H82L81 172H82V169H83ZM103 168H104V167H103ZM103 168H102V170H101V168H98V169H100V170L102 171V173H103V172H104L103 170L105 169V168H104V169H103ZM125 168H126V169H125ZM64 169H65V170H64ZM86 169H85V170H86ZM88 169H89V170H88ZM120 169H121V171H120ZM60 170H64V171L62 172V171H60ZM85 170L83 169L84 173H85ZM95 170H96V171H95ZM112 170H113V171H112ZM94 171H95V172H94ZM122 171H123V172H122ZM126 171H127V172H126ZM129 171H130V172H129ZM55 172H54V173H55ZM59 172H57V173H56L57 175H56V174H55V175L58 176V173H59ZM97 172H98V173H97ZM114 172H115V173H114ZM120 172H121L122 174H123V173H125V174H123V176H122V174H121ZM52 173H53V172H52ZM84 173H83V174H84ZM89 173H86L87 176L84 175V176H85V177H84V180H83L84 184H89V183H90V182H88V181H90V180L86 181L87 179H89V178H87V177H89V176H88ZM112 173H111V174H112ZM70 174H69V176H71V175L75 176V174H71V175H70ZM97 174H98V176H100L101 178L98 177ZM103 174H104V173H103ZM116 174H115V175H116ZM119 174H121V175H119ZM63 176H65V175H63ZM69 176H68L67 174H66V176H65V178L67 179V182H68V180H69V179H68ZM91 176H90V177H91ZM60 177H61V176H60ZM60 177H59V178H60ZM97 177H98V178H97ZM54 178L57 179L58 177H55V176H54ZM59 178H58V179H59ZM62 178H64V177H62ZM62 178H61V180H60V183H61V184L59 183V185H62ZM65 178H64V180H65ZM69 178H70V177H69ZM72 178H73V177H72ZM94 178L92 177L91 179H94ZM124 178H121V179H123V180H121V181H122V182H121L122 184L120 183L121 185H123V184H127V183L130 181V180H129L128 182L125 181V183H124ZM85 179H86V180H85ZM102 179H103V178H102ZM102 179H101V180H102ZM73 180H74V179H73ZM118 180L120 181L119 178H118ZM55 181H57V180H55ZM70 181H72V180H70ZM119 181H117V182H119ZM58 182H59V181H58ZM64 182H66V181H64ZM64 182H63V185H62V186H65V185H66V183H64ZM72 182H74V181H72ZM72 182H71V183L69 182L68 184H69L70 186L73 187V185H72L73 183H72ZM100 182H101V181H100ZM102 182H104V181L102 180ZM126 182H127V183H126ZM66 186H68V185H66ZM66 186L64 187V189L66 188ZM70 186H68V187H70ZM60 187H61V186H60ZM62 189H63V188H62ZM64 189H63V190H64ZM69 189H70V188H68V190H69ZM66 190H67V188H66ZM68 190H67L65 193L67 194V192H69V196H70V195L72 196V193H71L70 191H74V190H72V188H71L69 191H68ZM57 191H58V190H57ZM59 191H61V190H59ZM59 191H58V192H59ZM64 191H65V190H64ZM122 191H126V190H122ZM54 192H55V191H54ZM61 192H63V191H61ZM56 193H57V192H56ZM56 193H54L53 195L55 196ZM65 193H62L61 195L59 194V195H60V196L58 195L59 197H56V196L53 197V195H52L53 198H56V202L59 203V205L57 204V205H58L57 207L62 206V204H68V203H69V201H67V200H68V198H67L68 196H67V197L65 196L66 200H65V199L62 200L64 197H63L62 199L60 198L61 196H63V194L66 195ZM74 194H75V193H74ZM74 194H73V195H74ZM36 195H37V194H36ZM36 195H35V196H36ZM37 196H38V195H37ZM37 196H36V197H37ZM38 197H39V196H38ZM35 199H36V198H35ZM35 199H34L33 201H36ZM58 199H59L60 202L57 201ZM69 199L71 200L72 197L69 198ZM21 200H22V199H21ZM23 200H24V199H23ZM23 200H22V201H23ZM52 200H54V199H52ZM26 201H27V199H26ZM63 201H64V203L60 204V203L63 202ZM65 201H66V202H65ZM71 201H73V200H71ZM27 202H29V200H28ZM36 202H37V201H36ZM38 202H39V201H38ZM38 202H37V203H38ZM41 202H42V201H41ZM41 202H39L38 204H42L41 207H43V202H42V203H41ZM67 202H68V203H67ZM25 203H26V202H25ZM37 203H36V204H37ZM26 204H27V203H26ZM33 204H34V206L36 207V204H35V203H33ZM33 204H32V206H33ZM27 205H29V203H28ZM27 205H26V206H27ZM34 206H33V207H34ZM37 206L40 207L39 205H37ZM63 206L65 207V205H63ZM66 206H67V205H66ZM35 207H34V210H35L34 213L37 214L38 211H39L40 209H38V207H37V208H35ZM20 208H21V207H20ZM61 208H63V207H61ZM61 208H59V209H61ZM65 209H66V208H64L63 210L65 211ZM61 210H62V209H61ZM63 210H62V211H63ZM66 210H67V209H66ZM18 214H19V215L21 214V209H20V211H19ZM0 242H1V241H0ZM7 244H8V243H6V245H4V244L2 245V243H0V253H4V249H5L4 247H5V246H6L7 248L9 247V244H8V246H7ZM7 248H6V249H7ZM7 250H10V248L7 249ZM8 262H12V261L8 260ZM12 264H13V263H12Z\"/></svg>",
  "mask_w": 264,
  "mask_h": 264
}]
</instances>
